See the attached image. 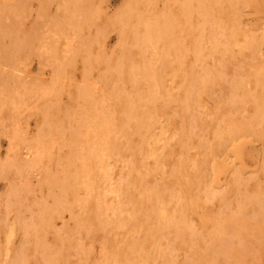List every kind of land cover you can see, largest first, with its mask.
<instances>
[{
    "label": "rangeland",
    "instance_id": "1",
    "mask_svg": "<svg viewBox=\"0 0 264 264\" xmlns=\"http://www.w3.org/2000/svg\"><path fill=\"white\" fill-rule=\"evenodd\" d=\"M75 1L77 4L75 3ZM177 1L178 0H156V1L155 0L154 1L153 0L152 1L151 0L150 1L149 0H43L45 8L42 14L43 15L42 20H41L42 22L40 23L41 24V27L39 30L40 34H37L39 37V41L37 43L35 41L32 44V47L28 46L26 49L28 48L29 49L22 53L20 52L15 59V60L21 61L20 70L22 69V71L20 72L21 73L20 80L23 79L25 83L26 82L28 83V84L26 83L25 85L27 89H25V93H24L25 95L23 94L24 95V96L22 95L23 97H21L20 94L17 95L16 93H13L14 92L13 89L15 90L18 87L17 85H15V82L19 81V78L17 79L16 78L17 76L13 77V75H11L10 73H9L10 74L9 76L8 72H6L5 70H0V83L3 82L2 83L3 85L1 84L3 87V91H1V93L2 92L3 93L0 97V109L2 108V110H0V125H1L0 126V159L5 158L4 156L7 155L6 153H8V148H9V139H10L9 137L11 136L12 133L14 134V131L11 130V128L15 129L17 125H18L17 128L22 130L27 138L30 137L31 139L35 138L33 137L34 131L39 127L41 123H43L44 127L49 126L50 128H53L54 121H56V123L59 122L58 129L60 130H58V137L56 140L57 142L56 143L54 142L53 146L51 147L50 157H49L50 160L46 159V157L43 158L42 163L38 164V166H40L39 168L37 167L36 170L31 169L32 171L28 169L30 173L29 171L26 172L27 168L26 170H22L23 166L21 163L24 162L22 160H24L25 158L30 161V159L33 156L32 150L34 151V149L30 148L29 150H27V154L25 156L22 154L23 150L20 148V146L18 147L16 146L14 152L13 151L11 152V155L16 154L15 157L14 155H12L15 158L14 159L15 162L18 161L19 159L20 160L22 158L24 159H22L21 161L19 160L17 164L15 163L16 167L14 166V168H18V169L21 167V172H23V173L19 172L21 173V175L19 176L16 175L17 177L14 176L16 173L13 175L15 171L12 170L11 171L12 175L9 173L8 177L11 176V178L15 180H12V179L10 180V178H8V181L6 178L0 179V193H3V194L9 193L8 195L0 194V197L2 196L0 199V202H1L0 203V214L2 217L1 216L0 217L3 220L2 221L0 218V251H1L0 259L3 258L2 261L4 263L5 261H6V264L8 262L10 263L8 256H10V254L13 255V252L17 251L15 249L19 248V245H20L19 243L22 241V238H23L22 231L23 232L25 231L26 234H24L25 235L24 240L25 241L27 240V242L26 243H24L25 241H22V242H23V245L26 247V248L24 247V250L26 251H25V254L22 256L24 259L22 258L21 259L22 261L19 260L22 262V264H115V263L116 264H119V263L120 264H137V262L138 264L140 263L142 264V262H139V260L140 261L143 260V264H199V263L201 264L202 262L203 264H206L208 262L209 264H214V263L215 264H229L230 256L232 257V255H236L237 258L239 259V257L241 258L240 255H243V253L238 254L237 249L239 250V248L244 253L248 250L249 252H246L245 254L246 256L247 255L248 256L244 258L245 257L244 255L242 256L243 259L241 258L239 260L236 258V256L234 257V259L232 257V259L230 260L231 262L233 261L232 264H242L241 263L242 261H245V263L243 264H248L250 262L252 255H255V259L256 261L257 260L258 261L254 262V260L251 259V264L253 263L254 264H264V205H263L264 204V192L262 194V191H264V121H263L264 113L262 112V110L264 111V105H263V102H260V99L264 98V92H263L264 91V63H263L264 62V27H262L264 26V0H242V1L240 0L239 1L238 0H227V1L226 0H222V1L221 0H210V1L203 0L204 2L207 3V4L205 3L206 5H208V3L212 5L217 2L215 4L216 6L214 5L212 7L210 5H209L210 7H208L205 4H204L205 6L204 7L203 6L204 2L200 0L202 4L200 5L201 8L200 7L199 8L201 9V12L204 10V12L202 13L199 12L200 11L199 9L197 10V8H195L197 6L194 7V4H197L199 0H194L197 3H195L193 0L192 2H188L190 0H187V2H185V0H182L181 2L184 1L186 5L189 3L188 5H190V7L193 5L191 8H195L192 14L189 13L188 15L187 13V15L185 14V16L181 14H184L186 11H189V9L190 11H192L191 8H189V6H185V4L183 3L181 4H183L185 8L187 7L188 9H185L184 6L181 8L182 5L180 4V1L179 2ZM211 1H212V4L210 3ZM213 1L214 2L216 1V2L214 3ZM218 2L221 3V5H219ZM178 4L181 6H179ZM222 4L225 6L222 7L223 6ZM131 6H132V9L130 8ZM150 6L153 9V11L149 10ZM177 6H178L179 11L177 10ZM218 6L219 7L221 6L222 10H221V7L219 8L220 10L219 9L217 10ZM126 9H128L129 11H127ZM181 9L183 10V13L180 12ZM209 9H212L211 11H213V15H212V12L210 14ZM30 10L31 11L29 12V15L27 17L28 21L32 19L31 15H32L33 8H31ZM63 10L65 11L64 13H63ZM124 10L127 12H130L131 14L129 13L128 15L127 12H125ZM158 10L159 11L162 10V11L158 13L159 12ZM166 10H168V12ZM205 10H207L206 12H209V13L208 15L207 14L205 15L207 19L205 18V16H203V18L204 20H208L211 24L208 21L207 22L209 24L205 23L206 21L204 20L203 21L200 20V19H203V18H200V16L202 17V15H204ZM224 10L225 12H223ZM219 11L224 14L222 15V13H219ZM123 12H125V14ZM136 12H138V14ZM153 12H154V16H151L153 15ZM141 13H143V15H145L146 17L143 16ZM169 13L171 15L172 13L173 14L180 13L181 21L171 20V18L173 19L177 18L176 16L178 14H176V16L174 15L175 17H172L173 16L172 15L170 19H168ZM217 13L219 15H217ZM90 14L91 15L93 14V15L91 16ZM123 14L125 16L127 15L128 19L125 18V16L123 18L121 16ZM165 14H167L166 16L168 17H166ZM136 15L137 16L140 15L141 17L143 16L142 18H144V21L141 18L142 21H140V23L147 24V25H142V26H145V28L146 26H148L147 28L148 31L146 33L143 32L145 28H142L140 23L138 24L139 20H137L138 17L136 18ZM215 15L216 17L219 16L220 20L221 19L223 20L222 26H218L221 22L217 24L218 22L216 20V17L215 19L212 17ZM158 16H162L163 18L165 17L166 18L165 24L169 25L171 23L173 26L172 25L170 26H172L174 30L170 29L172 27L168 26L169 28H167L168 29L167 31L165 29H163L165 31L157 30L161 32L160 34H158L159 32H156V28H158L156 27V25L158 26V24H160V26H162V24L164 23L162 22L163 18L162 17L159 18ZM121 17H122V21L124 20L123 24H125L124 25L126 26L125 28L121 26L123 25L121 21ZM157 17L159 18V22H156L158 21ZM183 17H186L185 18L186 20ZM211 17L213 18L214 22L211 19ZM67 18H69L71 22ZM151 18L152 19L155 18L154 21L151 20ZM233 19H236L237 21L236 20L233 21ZM118 20L121 21V24L119 23ZM150 20L153 21L154 23L156 22L155 23L156 25H154L153 23L150 26V23H151ZM166 20L170 22L168 23L166 22ZM198 21L203 22L204 25H202V23L200 24L197 23ZM225 21H227V23ZM66 22H67V25H65ZM178 22L180 23L179 25H178ZM173 23L174 24L177 23V25L174 26ZM232 23L234 27L231 25L232 28H230V24ZM75 24H77V26H74ZM80 24H83V25L81 26ZM78 25L80 28L78 27ZM212 25L214 26V29H216L215 30L216 32L214 31V29L212 30L213 28ZM63 26H65V28H62ZM71 26L73 28H71ZM149 26L152 27L153 31H155L153 32V34H151L152 31L149 30ZM258 26H260L263 29H261L260 27L258 28ZM121 27H123L124 29ZM165 27L167 26H164V28ZM175 27H177L176 30H175ZM76 28H78L79 31ZM159 29L162 30V27H159ZM250 29L255 30V31H252L254 33H252ZM234 30L235 32L237 31L236 34L239 33L238 36H235V34L231 35L232 33H235ZM245 30L248 32H246ZM142 33L144 35L148 33L151 39H153V37L154 39L155 38L159 39L160 40L159 43L158 41L153 40L155 42L149 41L151 44L150 43L149 45L146 44L143 40L148 35L144 37ZM246 33L248 34V38H247ZM249 33H251V35ZM156 34H158V36H156ZM214 34L216 35L215 36L216 38L215 37L213 38ZM121 35H122V38H121ZM165 36L167 37L166 40L164 38ZM170 36L171 38H175L174 41L173 39L169 40L171 39ZM233 36L234 38H232ZM245 36L247 39L245 38ZM149 37H147L145 41L149 40L148 39ZM160 38L164 40L162 41ZM228 38L229 40L231 41L234 40V41H232L231 43V41L227 40ZM250 38L251 39L253 38V40H251ZM167 39L171 43H168ZM209 39L210 41L214 43L216 42L214 39L219 40V41L217 40L219 44H217V42L215 43L217 44L216 49H214L215 47H212V46L210 47L214 51H217L218 53H220L221 55L217 53L220 56L215 55L216 52L212 53L213 50L209 47V45L210 44L213 45L214 43L213 44L212 42L209 43L210 42ZM240 40L242 41L241 45H243L245 42V44L253 43V46L251 44L250 45L247 44V46L244 45V47L242 46L243 47L242 48L241 46H239L240 43H238L240 42ZM164 42L167 44H165ZM228 42L230 43L228 44V47L230 45L232 48L234 47L232 51L228 50V48H227L228 51L226 50V47H227L226 45ZM234 45H237L236 48ZM224 46H225L226 51H224ZM248 46L251 48V51H252L251 53H253L251 55L249 54L250 49H248ZM75 47H77V49ZM231 47L229 48L232 49ZM245 48L248 49L249 52ZM208 49H211V50L208 51ZM217 49H219V51ZM221 51L222 52L224 51V53L226 52L225 55L229 59L227 57H226L227 60L224 59L225 55ZM245 51H246V54L244 53ZM238 52L239 54H236ZM232 53H233V57H235L234 58L235 60L236 58H239V57H241V59L236 60V63H235L231 55ZM242 53L243 55H245V57L247 56L250 57V59L245 58V57L242 58L243 55H240ZM222 55L224 56L222 58L223 61L220 58L222 57ZM131 58L132 60H130ZM212 59L214 61L213 63H212ZM10 60H11L10 63L14 61V59H10ZM61 60H64L63 63ZM225 61L226 63H224ZM229 61L231 62L232 65L233 64L234 65L232 66L231 64H229L230 63ZM240 61L241 63L243 61H246L247 63L243 62L242 63L243 65H242ZM60 62L62 64H60ZM69 62H71V64ZM216 62L217 63L219 62L218 66H216L217 65ZM221 62H223L226 65L223 66L221 64L222 65L221 66L220 65ZM237 62H239L238 66L241 64L239 67L236 66ZM258 64L263 65L262 66L263 69L259 68L260 66ZM219 66H221L222 68L225 67L224 68L225 71L223 69V71L220 72L218 69L220 68ZM234 66H236L237 69L240 68L241 70L240 69L236 70V68L234 69L233 68ZM241 66H243L245 70ZM139 68H142L143 70ZM133 69L135 71L138 69L135 73L137 74L140 71L141 73L140 76L139 75L136 76V74L133 73L134 72ZM212 69H213L214 76H215V73H217L218 75L217 76L218 80H216L218 81L217 82L218 84L215 83L214 81L215 80L214 78L216 77L214 76L212 77L213 75V73L211 72ZM239 71H242L241 76L239 75L240 74ZM254 71L256 74L258 72V75L256 78L254 77V74H255ZM223 72L226 73V75L223 74ZM232 72L235 73V74L233 73L235 77H232V74H231ZM236 72L237 73L239 72V73L236 75ZM244 72H246V74ZM247 73L250 76L247 75ZM7 74L8 76H5ZM160 74L162 76H160ZM207 74H209V76L212 74L211 78L209 77L208 79ZM228 74L230 75L227 76ZM242 74L246 75L244 76V79H243ZM143 75L145 76L147 80L143 78L144 77ZM222 75H224L226 78ZM11 76L12 78L8 80L7 78ZM184 76H185V80L183 81L182 79ZM189 76L192 78L194 77L195 79L193 78V80L192 79L190 80ZM258 76L261 77L259 82L257 81ZM2 77L3 79L6 77L7 78L1 81ZM131 77L133 78L129 79ZM220 77H224L223 78L224 80L221 79ZM247 77L249 78L247 79ZM14 78L16 80H14ZM125 78H127L129 81L126 80ZM188 78L191 82H188L189 80H186ZM254 78L256 80H254ZM141 79H143L144 81H140ZM152 79L154 80L152 81ZM199 79L201 80L203 79L205 81L201 82V80ZM11 80L12 82L13 81L14 82L12 83ZM130 80H131V83H130ZM232 80H234V83L235 81L236 83L237 82L244 83L242 84V86H240L241 83L240 84L237 83V84L240 86V88H242V91L246 92L245 93L247 94L246 96H243L244 93L239 89V86L237 88L238 91L240 90L239 92L233 91L234 92L233 93L231 91V88L233 89L235 87L234 85L236 84V83L235 84L232 83L233 82ZM134 81L136 82L134 83ZM19 82L21 83V81ZM246 82H248V84ZM149 83L151 84L150 86H149ZM85 84H88V85L86 86ZM223 84L226 85L227 87H225ZM237 84H236V87H237ZM1 85H0V88H1ZM8 85H11L9 86V89H8ZM185 85L189 86L190 88H188ZM244 85L247 87V89ZM4 86L7 88V91L4 89L5 88ZM15 86L16 88H14ZM243 86L245 87V90L248 91V93L247 91L244 90ZM260 86H261V89H260ZM183 87L184 88L187 87L186 89H189L191 93L187 92V95H186L187 90L183 89ZM236 87L234 90H237ZM10 88L12 89V93L15 94L14 96H17L15 97V99H14L13 94H11ZM121 89H123V91ZM199 89H201L202 92ZM8 90H10L9 96L11 95V98H9L8 95L4 96L5 95L4 93L6 92L8 93ZM18 90L22 92L21 88H19ZM77 90L81 91L82 94H80L81 92L79 93ZM148 90L152 91L151 94L150 92L148 93ZM118 91H119V94H118ZM87 92L92 93V95L90 94L91 97H88V98H91V100H93L91 102L93 103H91L89 99L88 100L86 99L87 96H89V95L86 96V94H88ZM98 92L102 94L103 98H105L106 96L105 99L107 100V102L105 99L102 98V96L101 98L99 97L97 98L98 100L99 99H102V100L100 101L95 100L96 99L95 97L101 95V94H97ZM153 92L155 95L154 94L152 95ZM211 92H213V94ZM222 92H225L223 93L224 95L222 94ZM130 93L134 97L133 96L131 97ZM188 93L190 97H188ZM236 93L237 94L239 93L238 96ZM111 94L113 96H110ZM121 94L123 97L122 98L120 97L121 98L120 100L118 96ZM183 94L185 95L184 97H182ZM225 94L228 98H231L232 96L233 100H230V101H234L232 102V104L230 101H228L229 99L227 100L225 99L227 98ZM228 94H230L229 95L230 97L228 96ZM234 94L236 97L239 98V100H237L233 96ZM261 94H263V96H261ZM199 95L201 97H199ZM127 96H129V98ZM92 97H94V99ZM185 97H187L188 99H185ZM192 97H193V100L192 102H190ZM241 97H243V99H241L242 101L240 100ZM255 97L259 99L257 100L258 102L256 101ZM18 98H19V101H18ZM127 98L130 99V102ZM183 98L185 99V101ZM53 99L57 101H54ZM123 99L124 101H122ZM131 99H133L132 100L133 102L131 101ZM135 99L137 102H135ZM196 99L198 100L197 103H195ZM50 100L52 101V103ZM181 100H183V104L186 103L187 105L186 101H188L189 104L187 106L183 105L182 103L179 104L180 102H182ZM224 100L230 102L231 106L234 105L233 107L234 109H232L230 104L225 102ZM214 101L216 102L214 103ZM13 102H15V105L13 104ZM97 102L99 103L97 104ZM127 102H129L130 104L132 103V104L129 105V103ZM256 102L257 104L260 102L258 104L259 106L262 103V107L260 106L261 108H257L258 106L256 107L257 110L254 109V107L256 106L254 105V103ZM101 103L103 104L102 107H101ZM125 103H126V106H124ZM190 103L192 105H190ZM235 103L237 104L235 105ZM76 104L78 105V107L77 106L74 107ZM121 104L122 105L124 104V105L121 106ZM201 104H202V107H200ZM215 104L217 107H215ZM69 105H71L72 107ZM111 105H113L112 106L113 108L111 107ZM127 105L128 107L131 106V108H129L130 110L127 109L128 108ZM133 105H136V106H133ZM180 105L183 106V109H181L182 107ZM195 105L198 106V109H194V108H197L195 107ZM184 106L186 107L192 106L193 109L191 108V111L194 110V112L195 110H201L202 115H200L201 113H198L200 112L198 111L194 113L195 115H197V117H194L195 115L190 111V107H188L189 110H186L187 108L186 107L184 108ZM132 107L133 108L137 107V109L136 108L133 109ZM43 108H45V110H43ZM63 108L64 110L66 108V111H64ZM75 108L77 111L75 110ZM89 108H91L92 112L89 110ZM50 109L51 111H49ZM94 109H96V111ZM106 109L108 110L110 109L109 112H111L112 110L113 111L118 110V112L117 111L111 112L112 114L111 115ZM135 109L137 111V116L136 114L133 115V113H131L132 111L135 113L134 111ZM144 109L145 111L147 110L146 112L144 111L145 114L142 111ZM229 109H231V113L230 111H228L229 113L227 112V110ZM17 110L19 111V113ZM86 110L88 111V113ZM97 110H100V111H97ZM121 110L122 112H120ZM124 110H125V113L128 111L127 112L128 115L124 113ZM138 110H140L142 113L139 112ZM184 110H186L188 113ZM253 110L254 111L256 110V111L254 112ZM70 111L73 112L72 116L70 115L71 113ZM74 111L80 112L79 116L77 115L78 113L76 114L74 113ZM94 112H97V113H94ZM209 112H211V115ZM214 112L216 113L214 114ZM232 112L236 113L237 115L234 114L235 116H233L232 119L230 120V118L228 117H230L233 114ZM44 113H45V116H44ZM64 113H65V116L62 117ZM120 113L123 115L125 114L126 117L127 116L128 117L125 118V116L121 115ZM149 113L151 114L150 116H149ZM197 113L199 114V117ZM224 113L225 114L228 113V115L229 114L231 115L226 118V115ZM74 114H76L79 119ZM83 114H85L86 116ZM130 114L133 116V118L129 117ZM140 114L142 116L139 117L138 115ZM179 114H181V117L185 118V121H183L184 119L182 118H181L182 120L180 119ZM212 114L214 115V117ZM222 114L223 116L224 115L225 116L224 117L222 116L223 118H221L219 123L223 122L222 124L224 126L222 124L219 125L218 123V117L220 118ZM50 115L52 116L50 117ZM90 115L92 117L95 116L93 120H96V122L95 121L94 122L98 125H95L94 122H92L93 120H91L92 117ZM147 115L149 117H147ZM204 115L207 118H205ZM15 116H17V118H14ZM46 116H47V119H46ZM70 116H71V119H73L71 120L72 122L70 121ZM89 116L91 119H87L89 118ZM151 116L152 118H150ZM186 116L187 117L192 116L191 117L192 119L187 118ZM200 116L201 117L203 116L201 118L203 119L201 123H199ZM12 117L13 119L16 120V122L13 121ZM49 117H50V120H48ZM97 117L100 120L97 119ZM103 117L107 121L103 119ZM136 117L138 118L136 119ZM193 117L197 118V121H195ZM244 117L247 122L243 121ZM42 118H43V121H42ZM54 118H56V120H53ZM58 118L59 119L61 118V119L59 120ZM134 118L135 120L133 121ZM225 118L228 119L230 123H227L228 121L225 120ZM237 118H240V119H237ZM80 119H82L81 122L79 121ZM115 119H116V122L114 123ZM186 119L188 120L191 119L192 122L193 121L197 122V124H195L194 122L192 124L190 120L188 123ZM222 119L225 121H222ZM241 119L243 121L242 122L243 124L240 122ZM101 120L106 121L105 124L108 125V122H109V125L110 124L111 125L110 126L108 125V128H106L107 126L104 124V121H101ZM128 120L129 122L125 123ZM45 122L47 123V125L44 124ZM75 122L78 124H75ZM147 122L150 124L148 125ZM224 122L226 123V125L224 124ZM48 123H50L51 125ZM60 123L61 124L63 123L62 126L60 125ZM85 123H87V126ZM187 123L190 126L185 127V125H188ZM207 123L210 126H207ZM217 123L219 127L222 125L223 128H227L232 134L233 132L237 133L240 130L241 131L243 130L245 133L243 132L242 134L240 131L239 133H237L238 135L237 134L235 135V138L233 137L234 135H232L230 138H232L233 140L232 139L230 140L228 136L230 132L228 130L226 131V129L225 130L220 129L222 127L218 128ZM244 123L245 125L249 124V126L247 125L248 126L247 128H249L248 130L244 129L246 127L244 126ZM67 124H69L70 126H68ZM79 124L82 125V127ZM72 125L74 126L73 127L74 131L79 130V132L76 131V134L79 135V136L76 135L77 141L80 137L79 141H81L82 139L83 142L88 143L89 145L83 143L82 141L77 142L75 140V143L72 144L71 147H69L67 141L69 140L70 134L68 133H70V131L72 130ZM115 125L116 127L120 126V128H117L116 130ZM147 125L149 128L146 127ZM233 125H234V128L235 126L237 127L241 126V127L240 128L236 127V129H234ZM78 126L80 127V129L78 128ZM150 126L152 129L150 128ZM203 126L204 127L206 126V129L210 127V130L207 129L209 130L207 131L206 129H204ZM184 127L186 130H184ZM187 127L188 128L193 127L191 129L192 130L195 129V130L192 131L190 130V128L188 129ZM194 127H198L200 129L202 128L201 130H199L201 131V133L197 131L198 130L197 128H194ZM68 129H69V132H68ZM80 130H82L81 131L82 135H81ZM188 130L190 131V133ZM213 130L214 131L216 130L215 132L217 133L219 131H224V132L220 133L221 136L215 133L217 135L214 134V137H213L214 139H211L212 134L214 133ZM83 131H85L86 134L85 132L83 134ZM91 131H92V135L95 132H96V135L92 136L91 133H89ZM102 131H103V134H102ZM195 131L199 132V134L202 135V139L198 133H195ZM191 132H193V134ZM105 133L108 137L105 135ZM109 133H111V135L113 136L109 135ZM187 133H189V135ZM206 133H207L208 139L210 140H206L207 139ZM194 134H197V136H194ZM99 135H102V136H99ZM181 135H184V138L181 137ZM191 135H193L194 137L193 136L190 137ZM84 136H87L89 138L87 137L83 138ZM97 136H99L100 138L104 137L106 139L105 141H101L102 139L104 140V138L100 139ZM109 136H111L112 138H110ZM150 136L152 137L150 138ZM237 136H239L238 139L236 138ZM179 137H181V139L183 140H181ZM198 137L201 140H204L206 138L205 142L208 141L207 143L208 145L210 143H213V144H210L209 146L206 144L204 146L203 145L204 143H201L200 142L201 140L197 139ZM58 139H59V142H58ZM91 139L93 141H90ZM108 139L110 141L112 140L111 142L117 145L116 150H115L116 152L112 150V153H114V155L112 153H110L109 155V151L111 152L112 148L109 149V146L111 145V143L109 145L110 141H108ZM113 139L115 140L117 139L116 140L117 143H115ZM176 139L180 140V141L178 140V144L176 142L177 141ZM223 139L224 141L226 140V141L231 142V144L229 143L228 146L223 145L225 144L224 141L223 143H220L222 142ZM132 140H134L135 142H133ZM185 140L186 141L188 140V141L184 143ZM195 140H198V141H195ZM89 141L92 143L93 142L96 143L97 141H99L100 143H98L99 146L97 144H94V146H92L93 144L89 143ZM106 141H108V143H106ZM143 141L151 143V144L149 143L147 144H149V146L151 145L152 147H155V146L162 147L163 146L162 147L163 149L161 147H160L161 149L159 148L156 149L157 147L152 148L151 146L148 148L146 143H145L146 145H144L145 147L144 146L141 147V144H144ZM194 141H195V144H194ZM102 142L106 143L105 144L106 147L104 143ZM127 142L129 144L131 142L132 143L129 146V144H126ZM181 142H183L184 147L188 145L186 146L188 149L185 148L186 150L185 152L183 151L184 147L182 148L179 147L180 145L182 146ZM78 143H81V145ZM134 143L136 144L133 145ZM153 144L155 146H153ZM199 144H201L200 145L201 147L194 146V145H199ZM61 145H64L65 147ZM79 145L83 146V148L85 147L87 148L88 146L89 147L86 149V152H84L85 149H83L82 147L79 149L80 147ZM90 145H91V148H90ZM120 145L121 146L128 145L129 147H124V150H123L122 149L123 147L119 148ZM202 145L204 146L203 148H202ZM235 145H237V152H236ZM113 147L115 146L113 145ZM133 147L134 149H132ZM137 147L143 152L140 150L138 151ZM168 147H171L175 151L170 148L168 149ZM66 148L69 150L68 152L66 151L67 150ZM70 148H72V150ZM104 148L106 149L104 150ZM126 148L127 149L129 148L128 151L125 150ZM147 149H150V150L156 149L157 151L156 152L154 151L155 154L152 155L150 154L151 152L149 150V155L151 157L149 158L148 157L149 155L143 156V155H147L145 152V151H148ZM203 149L206 151L203 152L204 151ZM209 150H210L211 155L209 154ZM234 150L236 153L234 152ZM78 151L79 152L82 151L83 156H81L82 154L80 153L77 154L76 152ZM93 151H96L97 154L94 152L96 155H98V152L100 151V156L102 158H100L99 155L97 157L95 154H93ZM102 151L103 153H106V154H103ZM131 151L132 153H135L137 156L135 154L133 155ZM88 152H90L89 158L87 157L89 155ZM107 152H108V155H107ZM142 153L143 155L139 156V154H142ZM64 154H67V155H64ZM74 154H76L78 157L75 156ZM93 155L97 158L94 159L95 157ZM71 156L73 159L71 158ZM91 156L93 158H91ZM106 156L107 157L110 156V157L107 159ZM100 159L101 160L103 159L104 162L101 161ZM67 160H68V163L66 162ZM79 160L80 162H78ZM95 160L97 162H94ZM99 161L102 163H100ZM77 162L80 164H78ZM81 162L83 163L85 162L84 164L86 165H84L83 163L81 164ZM91 162L94 164V167L92 166L93 164L91 165ZM18 163L21 164L20 167L17 166ZM69 163L70 164L73 163L74 167L73 166L70 167ZM104 163L105 165L106 163L107 164L110 163V164L104 166ZM133 163L134 165H136V167L134 168L132 167L134 166ZM66 164L67 166L68 165L69 166L67 167ZM75 164H76V167H75ZM95 164H99V166L96 165L97 166L96 167ZM100 164H103L101 165V167L104 168V170L106 169L105 171L101 169ZM77 165L81 169L78 168ZM83 165L85 166L86 170L83 169ZM49 166L51 167V169ZM42 167L44 168V170L42 169ZM56 168L59 169V172ZM92 168H94L95 170L97 168V170L93 171L91 170ZM77 169L80 170V172L82 171L81 174L76 172ZM137 169L140 171H137ZM15 170L17 172V169ZM49 170L56 171V173L58 174V177H56L57 182L62 183L63 181L64 183L65 181L64 183L65 187H63V184L58 183L60 186L58 185L57 187L58 189L55 188L56 194H58V191H59L58 197L59 199H61V202H60L61 204H59L60 206L57 207L58 210L55 211L54 213L53 211L51 212V209L49 208L51 207L50 205L52 204L51 203L52 201H51V198L48 196V190L47 191L45 190V188L48 189L49 183H46L44 181L45 179L42 180V175H41V172H44V171L47 172ZM133 170L136 173L131 172ZM24 171L26 172L27 175H23L25 174ZM84 171L85 173L87 172L89 174L95 172V175H96L95 177L94 175H91V174L89 175L86 173V177L87 176L93 177V184H91L92 180H90L88 177H87L88 180H86ZM74 172L76 173V175ZM139 172H141V174L144 172L142 177L138 176L137 173ZM72 173L76 176V178ZM83 173H84V177H82ZM146 173H148L149 175ZM130 174H131V177H128ZM133 174L134 175L137 174L134 176L135 178L133 177ZM145 174L147 175V177L145 176ZM65 176H67L66 177L67 179L65 178ZM80 176L81 178H79ZM136 176H138V178ZM23 177H27V180H28L27 186H30L33 192L31 191L28 200H26L23 197L25 195L24 194L25 192L23 191L22 193H20L19 191L18 195L23 194L21 195L22 196L21 200L26 202V203L21 202L23 203L22 205L25 204L26 206L25 205L19 206L20 204L18 205L19 203L18 199L16 197H15L16 199L13 198L14 196H9L11 192L10 190H7V189L12 190L13 186L10 183H14L15 187L18 185L19 188L27 187L25 186L26 178H23ZM59 177H61V180ZM68 177L69 179L74 181L75 184L71 180H68ZM140 177L143 179L142 180L143 182L140 181L141 180ZM74 178L76 180L79 178L81 181L78 179L77 180L78 182H77ZM128 178L129 179L131 178L132 180L129 181ZM100 179L103 181L101 182ZM87 181L91 185H94L95 183L97 184V186L94 185V187L96 188L95 191H94L95 188L93 186H90L89 183H88L89 184L88 186ZM127 181L129 182L127 183ZM131 181L133 183H131ZM18 182L21 183V187L19 186ZM80 182L81 183L86 182L85 184L90 189L88 187L85 188L86 185H84L82 188V184L80 185ZM236 182L239 187H237ZM238 182H241L242 184ZM76 183L78 184L76 185ZM44 184L47 185L48 187H45ZM7 185L9 186V188ZM73 186L75 188L77 187L76 189H77L78 194L76 193L75 191L76 189L73 188ZM80 186L82 190H80L81 189ZM84 188L89 190L90 192L88 191L85 192ZM91 188H93L92 189L93 191H91ZM131 188L135 190L132 189L131 191ZM62 189H65V191ZM6 190H7V193H5ZM68 190L70 192L74 190L75 191V192L73 191L74 195L72 196L71 195L72 193L69 194ZM60 191L64 195H61ZM83 192L85 193L83 194ZM142 192L147 193V194L143 195L144 193ZM131 193H133L132 195L134 194L135 196L137 195L136 198L134 196L130 197ZM138 194L140 196L142 195V198L140 196L138 197ZM41 196L42 197L46 196V198H43L44 201L42 200ZM4 197H6L5 199L7 200L9 199L10 201H13V204L7 201H6L7 203L4 202L5 201L3 200ZM33 197H34L35 202L31 203V201H33ZM149 197H151V199ZM133 198H135L136 201L132 200ZM146 198L148 199V202H146V205H145L144 202ZM62 199L64 200V202L62 201ZM130 199L132 200L131 202H130ZM149 200L151 201L149 202ZM14 202H16L17 203L16 205L19 206V211L22 212L20 215H22L23 217L20 216L17 211H15L17 210L18 206H16ZM40 202L41 204H43V202L44 203L46 202L45 204H43V206H46L48 204L47 202H49L50 205L48 204L49 205L48 210L46 209L47 206L44 208L45 209L44 210L42 208V205H39ZM133 202L134 203L137 202L138 204L136 203L135 205ZM139 202L141 204L143 202V205L141 206ZM5 203L7 205L8 204H11V205L7 206ZM94 203H97V204H94ZM149 203H151L152 206H150L151 204ZM90 205L92 206L90 210L91 213L89 211ZM94 205H96V208L98 207L100 210L97 208L98 210L97 211L96 208L93 207ZM132 206H134L135 208H133ZM3 207H6V208L10 207V209L9 208L5 209ZM147 207L153 210L149 211ZM93 208H95L94 211H93ZM137 208L138 210H140V212L138 213L136 210ZM141 208L146 209L147 212L145 210H143L142 212ZM4 209L7 211H5ZM8 209L11 211L8 212L9 211ZM163 209L164 211L162 212H165L164 213L165 215L163 213L162 214L159 213ZM133 210L136 212H133ZM92 211L95 213L100 212L98 214L99 216H97ZM148 211H149V215L147 214ZM15 212H17V214ZM145 212L147 216L144 214ZM4 213L5 215L8 213V219L6 217L7 215L5 216ZM156 213H157V216H155ZM92 214L93 215L95 214L98 218L93 216ZM13 215L14 217H16L17 215L18 216L14 218ZM87 216H89V218H87ZM158 216L159 217L162 216V217L159 219ZM19 217H21L20 221H22L21 222L22 226L17 221ZM94 218H97V219H94ZM222 218H225L224 219L225 221L222 220ZM229 218H230V221H228ZM29 220L31 222L33 221L34 223L30 225ZM162 220H164L165 222ZM231 220H234V221H231ZM215 221L217 222V224ZM221 221H223L222 223L226 225L225 229L223 228L224 225L222 226ZM226 221H227V224H225ZM23 222L25 223L24 224L25 226L23 225ZM35 223H37L38 225V228L36 229L37 232L33 231L35 227V225L33 224ZM16 224L17 225L19 224L20 226L19 225L17 226ZM228 224H232V225L228 226ZM12 225L15 226L14 227L15 229L12 228ZM10 226H11V229L8 230ZM26 226H28V229ZM31 226L33 227L32 229H31ZM21 227L25 229L21 231ZM159 227L162 228L161 230L163 232H161ZM219 227L221 228V230ZM218 229L221 231L220 234H218L221 236V238L220 237L218 238V236L214 234V233L217 234L216 231ZM7 230H8V234H7ZM11 230H13V233L11 232ZM9 231H10V234H9ZM237 236L238 238L234 239ZM253 236L254 237L256 236V238H254ZM259 238L262 240H260ZM8 239L10 241H7ZM238 239H241V240H238ZM253 240L255 242H253ZM151 241L154 243H152ZM156 241L159 242V244L161 245V246H158L159 249L154 247V245L155 246L158 245V243L157 244L155 243ZM183 241L186 242L185 245L183 244ZM231 241L234 243V245L233 243H231ZM236 241L238 242L240 241L242 243V246L243 245L245 247L247 246V248L248 247L250 248L251 246H253L251 247L252 249L251 251L252 252L255 251V252L252 254L250 253L251 251L249 249L245 247H243L242 249L241 243L237 242L236 244L235 243ZM163 243H166V244L162 246ZM172 243L173 245H175L176 249H174L175 247L171 245ZM249 243L251 246L249 245ZM187 244H188L189 249L187 247ZM230 244H232L235 248L234 247L232 249L228 248L227 246H229ZM238 244H240V246ZM165 245H167L168 247ZM179 245H180V248L178 247ZM146 246L147 248L148 247L150 248L148 249L149 251L148 254H145L148 251H145V253L141 251V250L144 251V249H146ZM194 247H198V250L197 248H194ZM230 247L232 246L230 245ZM254 247L256 248L258 247V248L256 249ZM5 248H8L6 249L8 250L6 255L8 254L9 255L7 257L5 255V258L7 260H5L3 256L6 251ZM153 248H155L156 250L154 251ZM192 248L198 252H195ZM219 248L223 250L225 249L224 252H222L223 250H220ZM41 249L44 250L42 252V255H41V252L39 251ZM202 249L205 250V252ZM230 249L232 251L230 253L231 254L233 253L232 255L229 252H227V251H230ZM151 250H153L154 252L152 253ZM160 251L162 253H159ZM219 251H221L222 253L226 252L225 254L229 253L228 254L229 256L226 255L228 258L225 256V254H222ZM257 251H259V253ZM37 252H39L40 254ZM140 252L142 253L140 254ZM247 253H250V254H247ZM208 254L209 255L211 254L210 255L211 258H209ZM258 254L259 256L257 257ZM12 255L10 256L11 257L10 259L15 261L16 259H14ZM159 255L161 256V258L159 257ZM175 255H176V258H175ZM222 255H224V257ZM216 256H218L219 258H217ZM198 257H199V260L201 259L202 262L197 259ZM15 258H17V256H15ZM141 258H144V259H141ZM191 258L197 261L195 262L193 260L191 261ZM207 258L208 260H206ZM224 258H227L228 260ZM153 259L156 260L157 262L153 261ZM162 259H164L165 261ZM213 259H215L216 261ZM167 260L170 262H168ZM204 260L208 262H205ZM217 260H220V261H217ZM21 262L17 261L18 264H20ZM13 263L17 264L16 261L12 262V264Z\"/></svg>",
    "mask_w": 264,
    "mask_h": 264
},
{
    "label": "bare ground",
    "instance_id": "2",
    "mask_svg": "<svg viewBox=\"0 0 264 264\" xmlns=\"http://www.w3.org/2000/svg\"><path fill=\"white\" fill-rule=\"evenodd\" d=\"M149 1H150V0H149ZM151 1H152V0H151ZM153 1H154V0H153ZM155 1H156V0H155ZM179 1H180V4H181V3L185 4L184 1L181 2L182 0H178L177 2H179ZM193 1H194V0H193ZM201 1L204 2L203 0H201ZM206 1H207V0H206ZM208 1H210V0H208ZM221 1H222V0H221ZM226 1H227V0H226ZM238 1H239V0H238ZM240 1H242V0H240ZM79 2H80V1H79ZM136 2H137V1H136ZM185 2H187V0H185ZM188 2H192V0H190V1H188ZM194 2H195V1H194ZM202 2H200V0L198 1V3L195 2V3H197L199 6H198L197 4H194V7L197 6V7H195V8H197V10H198V9L200 10L199 12H201V9H200L201 6H200V5L202 4ZM213 2H214V1H213ZM215 2H216V1H215ZM215 2H214V3H215ZM75 3H76V1H75ZM199 3H200V4H199ZM205 3H206V2L203 3V6H204ZM210 3L212 4V1H211ZM216 3H217V2H216ZM216 3H215V4H216ZM218 3H219V2H218ZM76 4H77V3H76ZM135 4H136V3H135ZM183 4H181L182 6L179 5V4H178V5L181 6V8H182V7L184 6ZM188 4H189V3H188ZM188 4H187V5L185 4V6H189V8H191V7L193 6V5L191 4L192 6L190 7V5H188ZM206 4H207V3H206ZM206 4H205V5H206ZM215 4L210 5V4L208 3V5H206V6H208V7L211 6V7H212V6H214ZM125 5H126V4H125ZM153 5H154V4H153ZM209 5H210V6H209ZM217 5H218V4H217ZM219 5H221V3H219ZM222 5H223V4H222ZM80 6H81V5H80ZM151 6H152V5H151ZM151 6H150L149 10L153 11V9L151 8ZM163 6H164V5H163ZM185 6H184V8H185ZM215 6H216V5H215ZM224 6H225V5H223L222 7H224ZM71 7H72V6H71ZM128 7H129V6H128ZM139 7H140V6H139ZM154 7H155V6H154ZM199 7H200V8H199ZM204 7H205V6H204ZM208 7H207V8H208ZM220 7H221V6H220ZM220 7L218 6V7H217V10H218ZM222 7H221V10H222ZM31 8H33L32 15H31V16H32V19H31L30 21H28V20H27V17H28V15H29V12L31 11V10H30ZM44 8H45V6H44V3H43V0H0V70H5L6 72H8V74L10 73L11 75H13V77H14V76H17L16 78H17V79L19 78V81H21V83H20L19 81H16V82H15V85L18 86V87H17L18 89L21 88V91H22V92H20V91L16 88V86H15L14 88H16V89H15V90L13 89V91H14L13 93H16L17 95L20 94L21 97H23V96L25 95V94H24V93H25V89H27V87H26L25 85H26L27 82L25 83V81H23V79L20 80V78H21V73H20V72L22 71V69L20 70V63H21V61H20V60H15V59H16L17 55H18L20 52L22 53V52L28 50L29 48L26 49L28 46H29V47H32V44H33L35 41H36V43L39 41V37H38L37 34H40V31H39V30H40V27H41V24H40V23L42 22L41 20H42V17H43L42 14H43V12H44ZM65 8H66V6H65ZM130 8L132 9V6H131ZM137 8H138V7H137ZM184 8H183V10H184ZM195 8H191L192 11H190V9H189L190 12L185 10L186 12H185L184 14H181V15L185 16V14L187 15V13H188V15H189V13L192 14V12L195 10ZM140 9H141V8H140ZM185 9H188V8L186 7ZM212 9H213V8H212ZM212 9H209V10H210L209 12H210V14H211V12H212V15H213V11H211ZM227 9H228V8H227ZM236 9H237V8H236ZM126 10L129 11L128 9H126ZM141 10H142V9H141ZM154 10H155V9H154ZM177 10H178V6H177ZM183 10L181 9L180 12L183 13ZM214 10H215V9H214ZM219 10H220V9H219ZM58 11H59V10H58ZM124 11H125V10H124ZM127 11H125V12H127ZM134 11H135V9H134ZM158 11H159V10H158ZM158 11H157V12H158ZM160 11H162V10H160ZM160 11H159L158 13H160ZM166 11L168 12V10H166ZM166 11H165V12H166ZM175 11H176V10H175ZM175 11H174V12H175ZM178 11H179V10H178ZM206 11H207V10H205L204 15H202V17L200 16V18H203V16H205L206 14L208 15L209 12H206ZM229 11H230V9H229ZM64 12H65V11L63 10V13H64ZM81 12H82V11H81ZM125 12H123V13L125 14ZM138 12H140V11H138ZM138 12H136V13L138 14ZM144 12H145V11H144ZM154 12H155V11H154ZM154 12H153V15H151V13H150V15H151V16H154ZM202 12H204V10H203ZM202 12H201V13H202ZM215 12H217V11H215ZM223 12H225V10H224ZM63 13H62V15H63ZM70 13H71V12H70ZM129 13H130V12H127L128 15H129ZM155 13H156V12H155ZM219 13H222V12L219 11ZM78 14H79V13H78ZM88 14H89V13H88ZM124 14L121 15L123 18H124V16H125ZM130 14H131V13H130ZM139 14H140V13H139ZM141 14L143 15V13H141ZM162 14H164V13H162ZM162 14H161V15H162ZM176 14H178V13H174V14L172 13V15H173V16H172V15L169 13V17L166 16L167 14H165V16L168 17V19H170L171 16H172V17H175ZM210 14H209V15H210ZM215 14H216V13H215ZM223 14H224V13H222V15H223ZM90 15H91V14H90ZM92 15H93V14H92ZM92 15H91V16H92ZM155 15H156V14H155ZM174 15H175V16H174ZM178 15H179V17H178ZM178 15L176 16L178 19H177V18H175V19L171 18V20H172V21H173V20H180V17H181L180 13H179ZM217 15H219V14L217 13ZM227 15H228V14H227ZM64 16H65V15H64ZM91 16H90V17H91ZM143 16H145V15H143ZM143 16H142V17H143ZM156 16H157V15H156ZM162 16H163V15H162ZM162 16H158V17L161 18ZM95 17H97V16H95ZM122 17H121V21H122ZM130 17H131V15H130ZM137 17H138L137 20H139L138 24L140 23V21H142V19H143V21H144V18H142L140 15H139V16L136 15V18H137ZM145 17H146V16H145ZM158 17H157V18H158ZM186 17H187V16H186ZM186 17H183V18L185 19ZM209 17H210V16H209ZM212 17L215 19L216 15H215V16H212ZM212 17H211V19L213 20ZM60 18H62V17H60ZM69 18H70V16H69ZM69 18H67V19L69 20ZM125 18L128 19L127 15L125 16ZM141 18H142V19H141ZM147 18H148V17H147ZM147 18H146V19H147ZM157 18H156V19H157ZM159 18L157 19L158 21H156V22H159ZM162 18H163V17H162ZM205 18H206V16H205ZM221 18H222V17H221ZM82 19H83V18H82ZM146 19H145V20H146ZM154 19H155V18H153V19L151 18V20H153V21H154ZM165 19H166L165 17L162 19V22H164V23L162 24V26H160V24H158V26H157V25L155 24L156 22L154 23L153 21L150 20V21H151L150 26H151V24L154 23V25H156V27H158V28H156V32H159V31H157V30H160V31H165V30H166V31H167V30H168L167 28H169L168 26H170V25H172V24H171V23H170L169 25H168V24H165ZM188 19H189V17H188ZM206 19H207V18H206ZM60 20H61V19H60ZM60 20H59V21H60ZM129 20H130V19H129ZM147 20H148V19H147ZM185 20H186V19H185ZM198 20H199V19H198ZM200 20L203 21L204 18H203V19H200ZM216 20H217V22H218V23L216 22L217 24H219V22H221L218 26H222V24H223V23H222L223 20H222V19L220 20V17H219V16L216 17ZM216 20H215V21H216ZM219 20H220V21H219ZM234 20H236V19H233V21H234ZM69 21L71 22V20H69ZM74 21H75V20H74ZM84 21H85V20H84ZM94 21H95V20H94ZM118 21H119V23L121 24V21H120V20H118ZM126 21H127V20H126ZM135 21H136V20H135ZM180 21H181V20H180ZM180 21H179V22H180ZM182 21H183V20H182ZM189 21H190V20H189ZM204 21H206L205 23H208V22H209L208 20H204ZM207 21H208V22H207ZM236 21H237V20H236ZM72 22H73V21H72ZM166 22H168V21L166 20ZM169 22H170V21H169ZM169 22H168V23H169ZM175 22H176V21H175ZM175 22H174V23H175ZM179 22H178V25L180 24ZM213 22H214V20H213ZM225 22L227 23V21H225ZM123 23H124V20L122 21V24H123ZM160 23H161V22H160ZM174 23H173V24H174ZM189 23H190V22H189ZM197 23H199V24L202 23V25H204V23L201 22V21H200V22L198 21ZM209 23H210V22H209ZM209 23H208V24H209ZM68 24H70V23H68ZM91 24H92V23H91ZM91 24H90V25H91ZM111 24H112V23H111ZM140 24H141V26H142V25H147L146 23H145V24L140 23ZM164 24H165V25H164ZM191 24H192V23H191ZM210 24H211V23H210ZM224 24H225V23H224ZM59 25H60V24H59ZM63 25H64V24H63ZM65 25H67V22H66ZM80 25L82 26L83 24H80ZM86 25H87V24H86ZM86 25H85V26H86ZM88 25H89V24H88ZM124 25H125V24H123V25H121V26H123V27L125 28L126 26H124ZM126 25H127V24H126ZM132 25H133V24H132ZM136 25H137V24H136ZM154 25H153V26H154ZM175 25H177V23L174 24V26H175ZM182 25H184V24H182ZM225 25H226V24H225ZM231 25L233 26V23L230 24V28H232ZM69 26H70V25H69ZM69 26H68V28H69ZM74 26H77V24H75ZM139 26H140V25H139ZM150 26H149V30L152 31L151 34H153V32H155V31H153L152 27H150ZM164 26H167V27L164 28ZM172 26H173V25H172ZM172 26H170V27H172ZM212 26H213V25H212ZM218 26H217V27H218ZM60 27H61V26H60ZM78 27H79V25H78ZM123 27H121V28H123ZM159 27H162V30L159 29ZM179 27H180V26H179ZM181 27H182V26H181ZM227 27H228V26H227ZM233 27H234V26H233ZM259 27H260V26H258V28H259ZM262 27H264V26H262ZM62 28H65V26H63ZM62 28H61V29H62ZM71 28H73V27L71 26ZM79 28H80V27H79ZM124 28H123V29H124ZM129 28H130V27H129ZM139 28H140V27H139ZM139 28H138V29H139ZM142 28H145V26H142ZM147 28H148V26H146L145 30H146ZM176 28H177V27H175V30H176ZM258 28H257V29H258ZM260 28H261V27H260ZM76 29H78V28H76ZM127 29H128V28H127ZM151 29H152V30H151ZM163 29H165V30H163ZM170 29L174 30L173 27L170 28ZM210 29H211V28H210ZM213 29H214V26H213L212 30H213ZM247 29H248V28H247ZM251 29H253V28H251ZM251 29H250L251 32H252V31H255V30H251ZM261 29H263V28H261ZM145 30H143L144 33H146V32L148 31V29H147L146 31H145ZM215 30H216V29H214V31H215ZM235 30H236V29H235ZM235 30H234V32H235ZM78 31H79V29H78ZM81 31H82V30H81ZM179 31H180V30H179ZM245 31H246V30H245ZM76 32H77V31H76ZM173 32H174V31H173ZM200 32H201V31H200ZM215 32H216V31H215ZM236 32H237V31H236ZM236 32H235V33H232L231 35H234V34H235V36H238L239 33L236 34ZM238 32H239V31H238ZM240 32H242V31H240ZM246 32H248V31H246ZM122 33H123V32H122ZM160 33H161V32H159L158 34H160ZM168 33H169V32H168ZM177 33H178V31H177ZM180 33H182V32H180ZM252 33H254V32H252ZM262 33H263V32H262ZM138 34H139V33H138ZM142 34H143V33H142ZM154 34H155V33H154ZM158 34H156V36H158ZM162 34H163V32H162ZM210 34H211V33H210ZM222 34H224V33H222ZM246 34H247V33H246ZM246 34H245V35H246ZM249 34L251 35V33H249ZM143 35H144V34H143ZM146 35H148V36H146ZM146 35H144V37H145V36H146V38L149 37V34H148V33H147ZM219 35H220V34H219ZM225 35H226V34H225ZM250 35H249V36H250ZM74 36H75V35H74ZM160 36H161V35H160ZM166 36H167V35H166ZM166 36L164 37L165 40H166V38H167ZM202 36H203V35H202ZM215 36H216V35L214 34L213 38H214ZM226 36H227V35H226ZM226 36H225V38H226ZM151 37H152V35H151ZM209 37H211V36H209ZM223 37H224V36H223ZM239 37H240V36H239ZM251 37H252V36H251ZM259 37H260V36H259ZM121 38H122V35H121ZM136 38H137V37H136ZM146 38H144V40H143V39H142V40H143L146 44H148V45H149V43H150L149 41H151V42L158 41V43H159V41H160L159 39H156V38L154 39V37H153V39H151V38L149 37V38H148L149 40L145 41ZM170 38H171V36H170ZM213 38H211V39H213ZM215 38H216V37H215ZM219 38H220V37H219ZM232 38H234V36H233ZM245 38H246V36H245ZM245 38H244V40H245ZM247 38H248V34H247ZM247 38H246V39H247ZM85 39H86V38H85ZM160 39H161V38H160ZM172 39H173V41H174L175 38H171V39H169V40H172ZM203 39H204V38H203ZM236 39H238V38H236ZM250 39H251V38H250ZM153 40H155V41H153ZM161 40L163 41L164 39H161ZM214 40L217 42L218 39H217V40L214 39ZM214 40H213V41H214ZM227 40H228V41H231V40H229V38H228ZM244 40H243V41H244ZM251 40H253V38H252ZM79 41H80V39H79ZM167 41H168V39H167ZM167 41H166V42H167ZM207 41H208V40H207ZM209 41H210V39H209ZM218 41H219V40H218ZM232 41H234V40H232ZM232 41H231V43H232ZM255 41H256V40H255ZM259 41H260V40H259ZM211 42H212V41H210L209 43H211ZM216 42H215V43H216ZM241 42H242L241 40H240V42H238V43H240L239 46H241V47H242V46L244 47V45L247 46V44H248V45L251 44V45L253 46V43H250V44H249V43L246 42L247 44H245V42H244V44L241 45ZM251 42H252V41H251ZM261 42H262V41H261ZM125 43H126V42H125ZM164 43H165V42H164ZM168 43H171V42L168 41ZM213 43H214V42H212V44H213ZM215 43H214L213 45L210 44L209 47L212 46V47H215L214 49H216V48H217V44H219V42H217V44H215ZM233 43H234V42H233ZM236 43H237V41H236ZM78 44H79V43H78ZM150 44H151V43H150ZM165 44H167V43H165ZM202 44H203V43H202ZM224 44H226V43H224ZM228 44H230V43H229V42L227 43V45H226V46H227V47H226V50H227V48H228V50H231V51H232L234 47L232 48L231 45H230L229 47L232 48V49H230V48L228 47ZM234 44H235V43H234ZM125 45H126V44H125ZM139 45H140V44H139ZM215 45H216V46H215ZM136 46H137V45H136ZM159 46H160V45H159ZM166 46H167V45H166ZM168 46H169V45H168ZM234 46H235V48H236L237 45H234ZM147 47H148V46H147ZM161 47H162V46H161ZM170 47H171V46H170ZM170 47H169V48H170ZM172 47H173V46H172ZM195 47H197V46H195ZM243 47H242V48H243ZM75 48L77 49V47H75ZM162 48H163V47H162ZM190 48H191V47H190ZM207 48H208V47H207ZM210 48H211V47H210ZM242 48H241V49H242ZM256 48H257V47H256ZM258 48H259V47H258ZM160 49H161V48H160ZM178 49H179V48H178ZM211 49H212V48H211ZM211 49H208V51L211 50ZM238 49H240V48H238ZM245 49H246V48H245ZM248 49H250V53H249V54H250V55L253 54V53H251L252 51H251V48H250L249 46H248ZM248 49H246V50H248ZM161 50H162V49H161ZM192 50H193V49H192ZM194 50H195V49H194ZM198 50H200V49H198ZM212 50H213V49H212ZM217 50L219 51V49H217ZM226 50H225V46H224V51H226ZM228 50H227V51H228ZM234 50H235V49H234ZM236 50H237V49H236ZM152 51H153V50H152ZM185 51H186V50H185ZM208 51H207V52H208ZM224 51H223V52L221 51V52L225 55L226 52L224 53ZM231 51H230V52H231ZM237 51H238V50H237ZM254 51H255V50H254ZM153 52H154V51H153ZM191 52H192V51H191ZM193 52H194V51H193ZM213 52H214V53L216 52L215 55L220 54V53H218L217 51H214V50L212 51V53H213ZM235 52H236V51H235ZM240 52H241V51H240ZM248 52H249V50H248ZM16 53H17V54H16ZM123 53H124V52H123ZM217 53H218V54H217ZM244 53L246 54V51H245ZM236 54H239V52L236 53ZM200 55H201V54H200ZM202 55H203V54H202ZM210 55H211V54H210ZM212 55H213V54H212ZM220 55H221V54H220ZM220 55H218V56H220ZM231 55H232V58H233V60L235 61V63H236V60H240V59H241V57H239V58H236V60H235V59H234L235 57H233V53H232ZM240 55H243V53L240 54ZM234 56H236V55H234ZM223 57H224V56L222 55V57H220V58L222 59ZM226 57H227V56L225 55V58H224V59H226ZM243 57H245V55H243L242 58H243ZM212 58H213V57H212ZM215 58H216V57H215ZM217 58H219V57H217ZM227 58H228V57H227ZM245 58H249V59H250V57H248V56L245 57ZM251 58H252V57H251ZM10 59H14V61H12V63H10V61H11ZM221 59H219V60H221ZM228 59H229V58H228ZM66 60H67V59H66ZM69 60H70V59H69ZM116 60H117V59H116ZM128 60H129V59H128ZM130 60H132V58H131ZM209 60H210V59H209ZM214 60H215V59H214ZM226 60H227V59H226ZM254 60H255V59H254ZM61 61H62V63H63L64 60H61ZM164 61H165V60H164ZM205 61H206V59H205ZM222 61H223V59H222ZM241 61H242V60H241ZM241 61H240V63H241ZM246 61H248V60H246ZM246 61H243V62L247 63ZM162 62H163V60H162ZM162 62H161V63H162ZM213 62H214V61H213V59H212V63H213ZM219 62H220V61H219ZM219 62H218V63H219ZM229 62H230V61H229ZM229 62H228V63H229ZM232 62H233V61H232ZM243 62H242V63H243ZM62 63L60 62V64H62ZM69 63L71 64V62H69ZM202 63H203V62H202ZM216 63H217V62H216ZM218 63H217L216 66L219 65ZM224 63H226V61H225ZM224 63L221 62L220 65L222 64L223 66H225L226 64H224ZM238 63H239V62H237V65H236V64H235V65L238 66ZM242 63H241V64H242ZM263 63H264V62H263ZM12 64H13V65H12ZM132 64H133V63H132ZM203 64H204V63H203ZM229 64H231V62H230ZM241 64H240V65H241ZM22 65H23V64H22ZM65 65H66V64H65ZM222 65H221V66H222ZM231 65H232V64H231ZM233 65H234V64H233ZM233 65H232V66H233ZM240 65H239V66H240ZM242 65H243V64H242ZM246 65H247V64H246ZM252 65H253V64H252ZM258 65H259V64H258ZM58 66H60V65H58ZM165 66H166V65H165ZM221 66H219V67H220L222 70H221L220 68H218L220 72H222L223 69L225 68V67L222 68ZM236 66H234L233 68L235 69ZM239 66H238V67H239ZM247 66H248V65H247ZM259 66H260V67H259ZM259 66H258L259 68L263 69V68H262L263 65H259ZM207 67H208V66H207ZM241 67L243 68V66H241ZM248 67H249V66H248ZM57 68H58V67H57ZM216 68H217V67H216ZM230 68H231V66H230ZM139 69H142V68H139ZM210 69H211V68H210ZM238 69H240V68H238ZM238 69L236 68V70H238ZM243 69H244V68H243ZM246 69H247V67H246ZM133 70H134V69H133ZM137 70H138V69H137ZM137 70H136V71H137ZM142 70H143V69H142ZM154 70H155V69H154ZM161 70H162V69H161ZM240 70H241V69H240ZM244 70H245V69H244ZM249 70H250V69H249ZM136 71L134 70L133 73H135ZM224 71H225V69H224ZM199 72H200V71H199ZM211 72L213 73V69L211 70ZM220 72H219V73H220ZM234 72H235V71H234ZM234 72L231 73V74H232V77H235V75H234L235 73H234ZM239 72H240L239 75L241 76L242 71H239ZM239 72H238V73H239ZM233 73H234V74H233ZM238 73L236 72V75H237ZM244 73L246 74V72H244ZM254 73H255V71H254ZM8 74L5 75V76H8ZM10 74H9V76H10ZM18 74H19V75H18ZM135 74H136V73H135ZM140 74H141V73H140V71H139V73H137L136 76H137V75L140 76ZM187 74H188V73H187ZM209 74H210V73H209ZM209 74H207V75H208V76H207L208 79H209V77L211 78V75H212V74H211V75L209 76ZM223 74L226 75V73H224V72H223ZM245 74H244V75L242 74L243 79H244V76H246ZM127 75H128V74H127ZM149 75H150V74H149ZM149 75H148V76H149ZM156 75H157V74H156ZM229 75H230V74H228L227 76H229ZM233 75H234V76H233ZM247 75H249V74L247 73ZM255 75H256V76H255ZM257 75H258V72H257V74H256V73L254 74V77L256 78ZM132 76H133V75H132ZM143 76H144V75H143ZM152 76H153V75H152ZM160 76H162V75L160 74ZM191 76H192V75H191ZM213 76H214V73H213L212 77H213ZM217 76H218L217 73H215V76H214V77H216V78H214V79H215V80H214L215 83L218 82V81H216V80H218V79H217ZM222 76H224V75H222ZM249 76H250V75H249ZM3 77H4V76H3ZM3 77H2V80H1V81H3L4 79L7 78V77H6V78L3 79ZM134 77H135V75H134ZM224 77H225V76H224ZM224 77H220V78L223 79ZM230 77H231V76H230ZM232 77H231V78H232ZM237 77H239V76H237ZM10 78H12V76H11V77H8L7 79L10 80ZM127 78H128V77H127ZM127 78H125V79L128 80ZM132 78H133V77H131V78H129V79H132ZM140 78H141V77H140ZM143 78L146 79L145 76H144ZM152 78H154V77H152ZM155 78H156V76H155ZM186 78H187V77H186ZM189 78H190V80H191V79L193 80L194 77L192 78V77L189 76ZM189 78L186 79V80H189ZM197 78H198V77H197ZM220 78H219V79H220ZM225 78H226V77H225ZM245 78H246V77H245ZM248 78H249V77H247V79H248ZM255 78H254V80H256ZM260 78H261V77L258 76V78H257V79H258V80H257L258 82H259ZM87 79H89V78H87ZM194 79H195V78H194ZM241 79H242V77H241ZM12 80H13V79H12ZM12 80H11V82H12ZM14 80H16V79L14 78ZM134 80H135V78H134ZM138 80H139V78H138ZM146 80H147V79H146ZM153 80H154V79H152V81H153ZM157 80H159V79H157ZM157 80H156V81H157ZM182 80H183V81L185 80V76L183 77ZM190 80H189L188 82H191ZM199 80H201V79H199ZM223 80H224V79H223ZM5 81H6V80H5ZM22 81H23V82H22ZM87 81H88V80H87ZM128 81H129V80H128ZM140 81H144V80L141 79ZM148 81H149V80H148ZM202 81H205V80L202 79L201 82H202ZM232 81H233L232 83H234V80H232ZM245 81H246V80H245ZM9 82H10V81H9ZM13 82H14V81H13ZM13 82H12V83H13ZM85 82H86V81H85ZM135 82H136V81H134V83H135ZM154 82H155V81H154ZM212 82H213V80H212ZM219 82H220V81H219ZM255 82H256V81H255ZM2 83H3V82H2ZM2 83H0V85H1ZM86 83H87V82H86ZM88 83H89V82H88ZM130 83H131V80H130ZM132 83H133V81H132ZM203 83H204V82H203ZM235 83H236V81H235ZM235 83H234V84H235ZM237 83H239V82H237ZM237 83H236V84H237ZM240 83H241V84H240ZM240 83H239L240 86H242V84H244V83H242V82H240ZM246 83L248 84V82H246ZM27 84H28V83H27ZM36 84H37V83H36ZM159 84H160V83H159ZM189 84H190V83H189ZM217 84H218V83H217ZM217 84H215V85H217ZM221 84H222V83H221ZM230 84H231V83H230ZM230 84H229V85H230ZM236 84L234 85L235 87H236ZM2 85H3V84H2ZM2 85H1V88H0V97H1V95H2V93H3V92L1 93V91H3V87H2ZM85 85L87 86L88 84H85ZM135 85H136V84H135ZM150 85H151V84L149 83V86H150ZM203 85H204V84H203ZM205 85H206V83H205ZM223 85H224V84H223ZM6 86H7V85H6ZM9 86H11V85H8V89H9ZM13 86H14V85H13ZM89 86H90V85H89ZM89 86H88V87H89ZM185 86H187V85H185ZM185 86H184V87H185ZM191 86H192V85H191ZM201 86H202V85H201ZM224 86L227 87L226 85H224ZM232 86H233V85H232ZM238 86H239V85L237 84L236 89L238 88ZM240 86H239V89L242 91V88H240ZM244 86H245V85H244ZM244 86H243V88H244V90H245V87H246V86H245V87H244ZM4 87H5V86H4ZM126 87H127V86H126ZM133 87H134V86H133ZM135 87H136V86H135ZM151 87H152V86H151ZM184 87H183V89H186L187 87L190 88L189 86H187L186 88H184ZM198 87H199V86H198ZM206 87H207V86H206ZM235 87H234L233 89L231 88V91H232V92H233V91L239 92L240 90L238 91V89H237V90H234ZM11 88H12V87H11ZM11 88H10V89H11ZM127 88H128V87H127ZM218 88H220V87H218ZM4 89L7 91V88H6V87H5ZM201 89H203V88H201ZM201 89H199V90H201ZM227 89H228V88H227ZM246 89H247V87H246ZM260 89H261V86H260ZM85 90H86V89H85ZM121 90L123 91V89H121ZM125 90H126V89H125ZM125 90H124V91H125ZM186 90H187V91H186V95H187V92H190V91H189V89H186ZM199 90H198V91H199ZM217 90H218V89H217ZM9 91H10V90H8V93H7V92L4 93V94H5L4 96H7V95H8V97L11 98V95L9 96V94H10ZM77 91H78V90H77ZM86 91H87V90H86ZM122 91H120V92H122ZM128 91H129V90H128ZM184 91H185V90H184ZM195 91H197V90H195ZM219 91H220V90H219ZM245 91H247V90H245ZM261 91H262V90H261ZM261 91H260V92H261ZM4 92H5V91H4ZM78 92L80 93L81 91H78ZM83 92H84V91H83ZM149 92H150V94H151L152 91H151V90H148V93H149ZM201 92H202V90H201ZM225 92H226V91H225ZM225 92H222V94L225 93ZM242 92L244 93L243 96H246V95H247V94H245L246 92H244V91H242ZM242 92H241V93H242ZM263 92H264V91H263ZM13 93H12V89H11V94H13ZM87 93H88V94L84 93V94H86V96L89 95V96H87L86 99H87V100L89 99L90 102L93 101V100H91V98H88V97H91L90 94L92 95V93H91V92H87ZM94 93H95V92H94ZM94 93H93V94H94ZM116 93H117V91H116ZM125 93H126V92H125ZM128 93H129V92H128ZM190 93H191V92H190ZM203 93H204V92H203ZM206 93H207V92H206ZM211 93L213 94V92H211ZM228 93H229V91H228ZM233 93H234V92H233ZM241 93H240V94H241ZM247 93H248V91H247ZM23 94H24V95H23ZM43 94H44V93H43ZM80 94H82V92H81ZM97 94H101V93L98 92ZM118 94H119V91H118ZM130 94H131V93H130ZM130 94H129V95H130ZM132 94H133V92H132ZM132 94L130 95L131 97L133 96ZM150 94H149V95H150ZM153 94H154V92L152 93V95H153ZM184 94H185V93H184ZM184 94L182 95V97L185 96ZM196 94H197V93H196ZM199 94H200V93H199ZM215 94H216V93H215ZM219 94H220V93H219ZM236 94H237V93H236ZM238 94H239V93H238ZM238 94H237V96H238ZM14 95H15V94H13V96H14ZM22 95H23V96H22ZM115 95H116V94H115ZM147 95H148V94H147ZM154 95H155V94H154ZM197 95H198V94H197ZM200 95H201V94H200ZM200 95H199V97H201ZM220 95H221V94H220ZM223 95H224V94H223ZM229 95H230V94H228V96H229ZM13 96H12V97H13ZM101 96H102V94H101L100 96H97V97L94 96V97L96 98L95 100H96V101H100V100H102V99H99V100L97 99L98 97L101 98ZM108 96H109V95H108ZM110 96H113V95L111 94ZM117 96H118V95H117ZM150 96H151V95H150ZM206 96H207V95H206ZM217 96H218V95H217ZM225 96H226V94H225ZM233 96H234L237 100H239V98L236 97L235 94H234ZM259 96H260V95H259ZM261 96H263V94H261ZM8 97H7V98H8ZM15 97H17V96H14V99H15ZM21 97H20V98H21ZM94 97H92V98L94 99ZM118 97H119V99L121 100V98H122L123 96H122V94H121V95H119ZM118 97H117V98H118ZM120 97H121V98H120ZM127 97L129 98V96H127ZM131 97H130V98H131ZM133 97H134V96H133ZM188 97H190L189 93H188ZM202 97H203V96H202ZM213 97H214V95H213ZM213 97H212V99H213ZM226 97H227V96H226ZM229 97H230V96H229ZM82 98H83V97H82ZM102 98H103V96H102ZM105 98H106V96H105ZM105 98H103V99H105ZM125 98H126V97H125ZM128 98H127V99H128ZM218 98H219V97H218ZM231 98H232V96H231ZM231 98H228V97H227V98H225V99H226V100L229 99L228 101L233 100V98H232V99H231ZM253 98H254V97H253ZM253 98H252V99H253ZM255 98H256V97H255ZM5 99H6V98H5ZM107 99H108V98H107ZM109 99H110V98H109ZM113 99H114V98H113ZM115 99H116V98H115ZM183 99H184V98H183ZM185 99H188V98L185 97ZM185 99H184V101H185ZM214 99H215V98H214ZM241 99H243V97H241L240 100H241ZM250 99H251V98H250ZM20 100H21V99H20ZM53 100H54V101H57V100H55V99H53ZM70 100H71V99H70ZM72 100H73V99H72ZM105 100H106V99H105ZM128 100H129V102H130V99H128ZM132 100H133V99H131V101H132ZM192 100H193V97L191 98V101H190V100H189V101L192 102ZM237 100H236V102H237ZM257 100H259V99L256 98V101H257ZM261 100H263V101H261ZM6 101H7V100H6ZM18 101H19V98H18ZM50 101H51V100H50ZM54 101H53V102H54ZM122 101H124V99H123ZM179 101H180V99H179ZM181 101H182V102H180L179 104H181V103L183 104V100H181ZM197 101H198V100L196 99L195 103H197ZM205 101H206V100H205ZM217 101H218V99H217ZM224 101H225V100H224ZM228 101H225V102H227V103H229V104H230V102H231V104H232V102H234V101H230V102H228ZM241 101H242V100H241ZM253 101H255V100H253ZM3 102H4V101H3ZM15 102H16V101H15ZM15 102H13L14 105H15ZM67 102H68V101H67ZM104 102H105V101H104ZM106 102H107V100H106ZM115 102H116V101H115ZM117 102H118V101H117ZM120 102H121V101H120ZM120 102H119V103H120ZM129 102H127V103H129ZM132 102H133V101H132ZM135 102H137L136 99H135ZM135 102H134V103H135ZM138 102H139V101H138ZM186 102H187V105H188L189 102H188V101H186ZM215 102H216V101H214V103H215ZM219 102H220V100H219ZM257 102H258V101H257ZM257 102L254 103V105H256L255 107L253 106L254 109H256L257 106H258L257 108H261V107H262V103H261V105H260L261 107L258 105L260 102H263V105H264V98H263V99H260V102H259L258 104H257ZM11 103H12V102H11ZM51 103H52V101H51ZM57 103H58V102H57ZM91 103H93V102H91ZM98 103H99V102H97V104H98ZM119 103H118V104H119ZM201 103H202V102H201ZM1 104H2V103H1ZM4 104H5V103H4ZM81 104H82V103H81ZM131 104H132V103H131ZM131 104L129 103V105H131ZM231 104H230V106H231ZM236 104H237V103H235V105H236ZM238 104H240V103H238ZM244 104H245V103H244ZM50 105H51V104H50ZM50 105H49V106H50ZM52 105H53V104H52ZM102 105H103V104L101 103V107H102ZM123 105H124V104H123ZM123 105L121 104V106H123ZM183 105H186V103H184ZM187 105H186V106H187ZM190 105H192V104L190 103ZM204 105H205V104H204ZM204 105H203V106H204ZM245 105H246V104H245ZM249 105H251V104H249ZM55 106H56V105H55ZM63 106H64V104H63ZM69 106H71V105H69ZM76 106L78 107L77 104H76L74 107H76ZM104 106H106V105H104ZM112 106H113V105H111V107H112ZM121 106H120V107H121ZM124 106H126V103H125ZM133 106H136V105H133ZM180 106H181V105H180ZM186 106H184V108H185ZM246 106H247V105H246ZM45 107H46V106H45ZM51 107H52V106H51ZM57 107H58V106H57ZM65 107H66V106H65ZM71 107H72V106H71ZM83 107H84V106H83ZM108 107H109V106H108ZM127 107H128V105H127ZM127 107H126V108H127ZM138 107H139V106H138ZM181 107H182V108H181ZM181 107H180V108L183 109V106H181ZM188 107H190V111H191L192 106H188ZM188 107H186V108H187L186 110H189ZM195 107H197V108H194V109H198V106H197V105H195ZM200 107H202V104L200 105ZM204 107H205V106H204ZM215 107H217L216 104H215ZM233 107H234V105L231 106L232 109H234ZM16 108H17V107H16ZM16 108H14V109H16ZM46 108H47V107H46ZM49 108H50V107H49ZM52 108H53V107H52ZM54 108H55V107H54ZM92 108H93V107H92ZM109 108H110V107H109ZM112 108H113V107H112ZM121 108H122V107H121ZM129 108H131V106H129L127 109L130 110ZM132 108H133V107H132ZM134 108L137 109V107H134ZM134 108H133V109H134ZM178 108H179V107H178ZM226 108H227V107H226ZM226 108H225V109H226ZM47 109H48V108H47ZM56 109H57V108H56ZM70 109H71V108H70ZM73 109H74V108H73ZM98 109H99V108H98ZM104 109H105V108H104ZM114 109H116V108H114ZM127 109H126V110H127ZM136 109L134 110L135 113H134L133 111H132V112L130 111V112L133 113V115L136 114V116H137V111H136ZM141 109H142V108H141ZM148 109H149V108H148ZM192 109H193V108H192ZM199 109H200V108H199ZM210 109H211V108H210ZM217 109H218V108H217ZM217 109H216V110H217ZM252 109H253V108H252ZM262 109H263V108H262ZM0 110H2V108H1ZM43 110H45V108H43ZM53 110H54V109H53ZM63 110H64V108H63ZM63 110H62V111H63ZM67 110H68V109H67ZM75 110H76V108H75ZM78 110H79V109H78ZM89 110L91 111V108H89ZM94 110L96 111V109H94ZM106 110H108V109H106ZM109 110H110V109H109ZM109 110H108V112H109ZM131 110H132V109H131ZM177 110H178V109H177ZM186 110H184V111H186ZM256 110H257V109H256ZM256 110H255V111H256ZM17 111H18V110H17ZM49 111H51V109H50ZM64 111H66V108H65ZM76 111H77V110H76ZM86 111H87V110H86ZM97 111H100V110H97ZM114 111H117V112H118V110H114ZM114 111L112 110L111 112H114ZM138 111L141 112L140 110H138ZM142 111H143V113H144L145 109L142 110ZM146 111H147V110H146ZM146 111H145V112H146ZM178 111H179V110H178ZM178 111H177V113H178ZM180 111H181V110H180ZM184 111H183V113H184ZM198 111H200V112H198ZM218 111H219V110H218ZM228 111H230V113H231V109L227 110V112H228ZM253 111H254V110H253ZM255 111H254V112H255ZM55 112H56V110H55ZM58 112H59V111H58ZM67 112H68V111H67ZM70 112H71V111H70ZM70 112H69V113H70ZM81 112H82V111H81ZM91 112H92V111H91ZM111 112H109V113L111 114ZM120 112H122V110H121ZM127 112H128V111H127ZM127 112L125 113V110H124V113H125L126 115H128ZM139 112H138V113H139ZM149 112H150V111H149ZM181 112H182V111H181ZM186 112H187V111H186ZM186 112H185V113H186ZM191 112H192L193 114H194L195 112L201 113V110H195V112H194V110H193V111H191ZM211 112H212V111H211ZM211 112H209L210 115H211ZM233 112H234V110H233ZM233 112H232V113H233ZM262 112L264 113L263 110H262ZM18 113H19V111H18ZM18 113H17V114H18ZM61 113H62V112H61ZM74 113H76V114L78 113L77 115L79 116V113H80V112H75V111H74ZM87 113H88V111H87ZM87 113H86V115H87ZM94 113H97V112H94ZM141 113H142V112H141ZM179 113H180V112H179ZM187 113H188V112H187ZM198 113H197V114H198ZM209 113H208V115H209ZM215 113H216V112H214V114H215ZM221 113H223V112H221ZM228 113H229V112H228ZM228 113H227V114L224 113V114L226 115V118H227L228 116L231 115V114L228 115ZM263 113H261V114H263ZM8 114H9V113H8ZM8 114H7V115H8ZM48 114H49V113H48ZM50 114H51V113H50ZM52 114H53V112H52ZM55 114H57V113H55ZM55 114H54V115H55ZM72 114H73V112L70 113L71 116H72ZM76 114H74V115H76ZM100 114H101V113H100ZM120 114H121V113H120ZM125 114H124V115L121 114V115H123V116H125V118H127L128 116L126 117ZM144 114H145V113H144ZM234 114H236V113H233V114H232L230 117H228V118H230V120H231L232 117L235 116ZM253 114H255V113H253ZM59 115H60V114H59ZM59 115H58V116H59ZM77 115H76V116H77ZM83 115H85V114H83ZM86 115H85V116H86ZM111 115H112V114H111ZM130 115H131V114H130ZM130 115H129V117L133 118V116H132V115L130 116ZM150 115H151V114L149 113V116H150ZM179 115H180V119L182 118V119H184L183 121H185V118H184V117H181V114H179ZM182 115H183V114H182ZM194 115H195V114H194ZM200 115H202V113H201ZM206 115H207V113H206ZM212 115H213V114H212ZM225 115H224V116H225ZM236 115H237V114H236ZM12 116H13V115H12ZM42 116H43V115H42ZM44 116H45V113H44ZM51 116H52V115H50V117H51ZM64 116H65V113L63 114L62 117H64ZM71 116H70V121L73 120V119H71ZM76 116H75V117H76ZM78 116H77V118H78ZM90 116H91V115H90ZM90 116H89V118H87V119H91ZM101 116H102V115H101ZM138 116L140 117V116H142V115L140 114V115H138ZM145 116H146V115H145ZM149 116L147 115V117H149ZM222 116H223V114L221 115L220 118L218 117V123L220 122L221 118L224 117V116H223V117H222ZM260 116H261V115H260ZM263 116H264V115H263ZM50 117H49L48 120H50ZM67 117H69V116H67ZM73 117H74V116H73ZM80 117H81V116H80ZM91 117H92V116H91ZM186 117H187V116H186ZM191 117H192V116H191ZM191 117L188 116L187 118H191ZM194 117H197V115H195ZM194 117H193V118H194ZM198 117H199V114H198ZM202 117H203V116H202ZM202 117L200 116V119H199L200 122H199V123H201V121H203V119H201ZM204 117H205V115H204ZM213 117H214V115H213ZM255 117H256V116H255ZM14 118H17V116H15ZM43 118H44V117H43ZM43 118H42V121H43ZM77 118H76V119H77ZM93 118H95V116H93L91 120H93ZM131 118H130V119H131ZM137 118H138V117H136V119H137ZM150 118H152V116H151ZM205 118H207V117H205ZM226 118H225V120L228 121V119H226ZM10 119H11V117H10ZM12 119H13V117H12ZM46 119H47V116H46ZM58 119H59V118H58ZM60 119H61V118H60ZM60 119H59V120H60ZM74 119H75V118H74ZM78 119H79V118H78ZM97 119H99V118L97 117ZM103 119H105V118L103 117ZM128 119H129V118H128ZM141 119H142V118H141ZM182 119H181V120H182ZM191 119H192V118H191ZM191 119H189V120H190V122L193 124L194 121L192 122ZM237 119H240V118H237ZM242 119H243V118H242ZM242 119H241V121H240L241 123H242L243 121H246L245 117H244L243 121H242ZM249 119H250V118H249ZM254 119H255V118H254ZM5 120H6V119H5ZM48 120H47V121H48ZM53 120H56V118H54ZM81 120H82V119H80L79 121L81 122ZM99 120H100V119H99ZM105 120H106V119H105ZM131 120H132V119H131ZM134 120H135V118L133 119V121H134ZM186 120H187L188 123H189V120H188V119H186ZM194 120L197 121V118H194ZM207 120H208V119H207ZM209 120H210V119H209ZM225 120L222 119V121H225ZM13 121L16 122L15 119H13ZM47 121H46V122H47ZM75 121H76V120H75ZM89 121H90V120H89ZM94 121L96 122V120H93L92 122H94ZM101 121H104V120H101ZM106 121H107V120H106ZM106 121H104V124H105ZM183 121H182V122H183ZM205 121H206V120H205ZM233 121H234V120H233ZM249 121H250V120H249ZM263 121H264V120H263ZM46 122H45L44 124L47 125ZM49 122H50V121H49ZM60 122H61V121H60ZM62 122H63V121H62ZM64 122H65V121H64ZM71 122H72V121H71ZM73 122H74V121H73ZM92 122H91V123H92ZM95 122H94V124H95V125H98V124H96ZM115 122H116V119L114 120V123H115ZM128 122H129V120L126 121L125 123H128ZM246 122H247V121H246ZM246 122H245V123H246ZM50 123H51V122H50ZM50 123H48V124H50ZM55 123H56V121H54V123H53L54 126L52 125L53 128H50L49 126L44 127V126H43V123H41V124L39 125V127L34 131V134H33L34 136H33V137H35V138H33V139H31L30 137L27 138L26 135L23 133V131L17 128L18 125L16 126L15 129H12V128H11V130L14 131V134L12 133L13 136H12V134H11V136L9 137L10 139H9L8 153H6V154H7L6 156H4L5 158L0 159V179H1V178H6L7 181H8V178H10V180H11V179H12L11 176L8 177V175H9V173L11 174V171H12V170L15 171V172L13 171L14 173L12 172L13 175L16 173L14 176H16V175H17V176L21 175V173H23V172H21V167H20L21 164H22V166H23V169H22V170H26V168H27V170H26V172H27V171H29L28 169H30V170H31V169L36 170L37 167L39 168L40 166H38V164H39V163H40V164L42 163L43 158L46 157V159H49V160H50V158H49V157H50V150H51V147L53 146L54 142H55V143L57 142L56 140H57V137H58V130H60V129H58V123H59V122L56 123L57 125H56ZM68 123H69V122H68ZM120 123H121V122H120ZM147 123H148V122H147ZM188 123H187V124H188ZM194 123L197 124V122H194ZM218 123H217V125H218ZM222 123H223V122H222ZM222 123H219V125L222 124ZM227 123H230V122L228 121ZM232 123H234V122H232ZM245 123H244V126H246V127H245L244 129L248 130L249 128H247V127L249 126V124H247V125H248V126H247V125H245ZM248 123H249V122H248ZM8 124H9V123H8ZM62 124H63V123H62ZM62 124L60 123L61 126H62ZM69 124H70V123H69ZM69 124H67V125L70 126ZM75 124H78V123L75 122ZM80 124H81V123H80ZM80 124H79V125H80ZM85 124H86V126H87V123H85ZM102 124H103V123H102ZM149 124H150V123H148V125H149ZM192 124H191V126H192ZM195 124H194V125H195ZM224 124L226 125L225 122H224ZM242 124H243V123H242ZM242 124H241V125H242ZM9 125H10V124H9ZM50 125H51V124H50ZM64 125H65V124H64ZM64 125H63V126H64ZM105 125L107 126L106 128H108L109 122H108V125H107V124H105ZM110 125H111V124H110ZM110 125H109V126H110ZM117 125H118V124H117ZM148 125H147L146 127H148ZM219 125L217 126L218 128L222 127L223 124H222L220 127H219ZM228 125H230V124H228ZM0 126H1V125H0ZM7 126H8V125H7ZM10 126H11V125H10ZM80 126L82 127V125H80ZM151 126H152V124H151ZM151 126H150V128H151ZM183 126H184V124H183ZM186 126H190V125L188 124V125H185V127H186ZM207 126H210V125L207 123ZM223 126H224V125H223ZM59 127H60V126H59ZM65 127H66V126H65ZM73 127H74V126L72 125V130L70 131V133H68V134H70V136H69V140L66 138V139L68 140L67 142H68L69 147H71L72 144L75 143V140L77 141V139H76V135H77V134H76V131L79 132V130L74 131V130H73ZM75 127H77V126H75ZM83 127H84V126H83ZM185 127H184V130H186ZM198 127H199V125H198ZM198 127H194V128H197V129H198L197 131H199V130L202 129V128L200 129V128H198ZM201 127H202V126H201ZM203 127H204V126H203ZM230 127H231V126H230ZM236 127H237V126H235V128H234V125H233V128H234V129H236ZM240 127H241V126H240ZM240 127H237V128H240ZM4 128H5V127H4ZM8 128H10V127H8ZM8 128H7V129H8ZM61 128H63V127H61ZM70 128H71V127H70ZM70 128H69V129H70ZM78 128L80 129L79 126H78ZM87 128H89V127H87ZM113 128H114V127H113ZM115 128H116V130H117V128H120V126H119V127H116V125H115ZM121 128H122V127H121ZM148 128H149V127H148ZM187 128H188V127H187ZM189 128H190V130H192L191 128H193V127H189ZM189 128H188V129H189ZM64 129H65V128H64ZM69 129H68V132H69ZM83 129H84V128H83ZM104 129H105V128H104ZM151 129H152V128H151ZM204 129H206V126L204 127ZM207 129L210 130V127H208ZM207 129H206V130H207ZM220 129H223V130L226 129V131L228 130L227 128H223V127L220 128ZM102 130H103V129H102ZM112 130H113V129H112ZM194 130H195V129H194ZM194 130H192V131H194ZM209 130H207V131H209ZM217 130H218V129H217ZM63 131H65V130H63ZM81 131H82V130H80V132H81ZM104 131H105V130H104ZM188 131H189V130H188ZM197 131H195V133H198V134H199V132L201 133V131H199V132H197ZM215 131H216V130H215ZM215 131L213 130L214 133L212 134L211 139H214V138H213V137H214V134L217 133V132H215ZM228 131H229V130H228ZM240 131H241V130H240ZM240 131H239V132H240ZM7 132H9V131H7ZM84 132H85V131H83V134H84ZM100 132H101V131H100ZM100 132H99V133H100ZM110 132H111V130H110ZM221 132L223 133L224 131H219L217 134H219V135L221 136V134H220ZM229 132H230V131H229ZM239 132H237V133H239ZM243 132H244V131L242 130L241 133L243 134ZM22 133H23V134H22ZM87 133H88V131H87ZM89 133H91V135H92V131L89 132ZM182 133H183V132H182ZM189 133H190V131H189ZM189 133H187V134L189 135ZM191 133L193 134V132H191ZM207 133H208V132H207ZM207 133H206V137H207ZM234 133H235V134H234ZM237 133H236V132H233V134H232V133L230 132V134L228 135V136H229V139H230V140L232 139V138H230L232 135H234L233 137L235 138V135H236ZM244 133H245V132H244ZM78 134H79V133H78ZM85 134H86V132H85ZM100 134H101V133H100ZM102 134H103V131H102ZM112 134H113V133H112ZM183 134H184V133H183ZM217 134H215V135H217ZM242 134H240V135H242ZM55 135H56V136H55ZM63 135H64V134H63ZM81 135H82V132H81ZM94 135H96V132H95L92 136H94ZM105 135H106V133H105ZM109 135H111V133H109ZM115 135H116V134H115ZM117 135H118V134H117ZM151 135H152V134H151ZM199 135H200V134H199ZM237 135H238V134H237ZM61 136H62V134H61ZM61 136H60V137H61ZM77 136H79V135H77ZM99 136H102V135H99ZM99 136H97V137H99ZM103 136H104V135H103ZM106 136H107V135H106ZM111 136H113V135H111ZM111 136H109V137L112 138ZM120 136H121V135H120ZM192 136H193V135H191L190 137H192ZM194 136H197V134H194ZM194 136H193V137H194ZM200 136H201V139H202V135H200ZM228 136H227V137H228ZM86 137H87V136H84L83 138H86ZM107 137H108V136H107ZM116 137H117V136H116ZM151 137H152V136H150V138H151ZM181 137L184 138V135H181ZM181 137H179V138L181 139ZM187 137H188V136H187ZM190 137H189V138H190ZM224 137H225V136H224ZM64 138H65V137H64ZM87 138H89V137H87ZM99 138H100V137H99ZM101 138H104V137H101ZM101 138H100V139H101ZM110 138H109V139H110ZM137 138H138V137H137ZM137 138H136V139H137ZM236 138L238 139L239 136H237ZM94 139H95V138H94ZM100 139H99V140H100ZM105 139H106V138H104V140L102 139L101 141H105ZM109 139H108V141H110ZM133 139H134V138H133ZM197 139H200V138L198 137ZM201 139H200V140H201ZM203 139H204V138H203ZM205 139H206V138H205ZM205 139L200 141L201 143H204V144H203L204 146L208 143V141L205 142ZM237 139H236V140H237ZM63 140H64V139H63ZM79 140H80V137H79L78 141H79ZM88 140H89V139H88ZM88 140H87V142H88ZM95 140H96V139H95ZM97 140H98V138H97ZM113 140L115 141V143H117V142H116L117 139H116V140L113 139ZM176 140H177V141H176ZM176 140H175V141H176L177 144H178V140H179V139H176ZM181 140H183V139H181ZM206 140H210V139H208V137H207ZM232 140H233V139H232ZM78 141H77V142H78ZM81 141L83 142L82 139H81ZM81 141H79V142H81ZM85 141H86V140H85ZM90 141H93V140L91 139ZM90 141H89V143H92V142H90ZM108 141H106V143H108ZM111 141H112V140H111ZM111 141L109 142V145H110V143H111V145H112V146L110 145L111 147L107 144V145L109 146V149L112 148V149H111V152L108 150V151H109V155H110V153H112V150L115 151V150H116V147H117V145H115V144H114L113 142H111ZM132 141L135 142L134 140H132ZM179 141H180V140H179ZM187 141H188V140H187ZM187 141L185 140L184 143H186ZM190 141H191V140H190ZM190 141H189V142H190ZM195 141H198V140H195ZM195 141H194V144H195ZM223 141H224V139L222 140V142H220V141H219V142H220V143H223ZM58 142H59V139H58ZM143 142H144V141H143ZM172 142H173V141H172ZM200 142H199V143H200ZM210 142H211V141H210ZM210 142H209V143H210ZM62 143H63V142H62ZM83 143H85V142H83ZM98 143H100V142H99V141H97L96 143L93 142V143H92V144H93L92 146H94V144H97V145H98ZM102 143H104V142H102ZM102 143H101V144H102ZM106 143H104V145H105ZM112 143H113V144H112ZM131 143H132V142H131ZM131 143H130V144H131ZM141 143H142V142H141ZM141 143H140V144H141ZM145 143L147 144V143H149V142H144V144H141V147L144 146V145H146ZM181 143H182V146L180 145V146H179L180 148L184 147V146H183V142H181ZM181 143H180V144H181ZM216 143H218V142H216ZM224 143H225V144H223V145H227V146H228L229 143L231 144V142L226 141V140L224 141ZM226 143H227V144H226ZM60 144H61V143H60ZM65 144H66V142H65ZM65 144H64V145H65ZM78 144L81 145V143H78ZM85 144H88V143H85ZM124 144H125V143H124ZM126 144H129V143L127 142ZM130 144H129V146H130ZM135 144H136V143H134L133 145H135ZM149 144H151V143H149ZM149 144H147V147H148V148L151 146V145L149 146ZM177 144H175V145H177ZM188 144H189V143H188ZM197 144H198V143H197ZM210 144H213V143H210ZM210 144H209V145H210ZM64 145H61V146H64ZM80 145H79V146H80ZM82 145H83V144H82ZM88 145H89V144H88ZM88 145H87V146H88ZM97 145H96V146H97ZM113 145H114L115 147H113ZM133 145H132V146H133ZM171 145H172V144H171ZM175 145H174V146H175ZM191 145H192V144H191ZM200 145H201V144H199V145H194V146H198V147H199ZM203 145H202V148L204 147ZM207 145H208V144H207ZM209 145H208V146H209ZM16 146H17V147L20 146V148L23 150L22 154H23L24 156L27 154V150H29L30 148L34 149V151L32 150V152H33V156H32V158L30 159V161H29L28 159H26V158H25V159L22 158V159H24V160H22V159H21V160L24 161V162H22V163L20 162L21 164L18 163L17 166L20 167L19 169H18V168H14V166L16 167V164H17V162H18L20 159H19V160L16 159V160H18V161L15 162V160H14L15 158H14V157H15L16 154H15V155L12 154V155H14V157L11 155V152H12V151L14 152ZM66 146H67V144H66ZM75 146H76V145H75ZM83 146H84V145H83ZM83 146H80L79 149H80L81 147L83 148ZM96 146H95V147H96ZM98 146H99V145H98ZM98 146H97V147H98ZM102 146H103V145H102ZM102 146H101V147H102ZM108 146H107V147H108ZM129 146H128V145H127V146H126V145H125V146H124V145H123V146L120 145L119 148L123 147L122 149L124 150V147H129ZM153 146H155V145L153 144ZM164 146H165V145H164ZM186 146H188V145H186ZM186 146H185L184 149H183L184 152L186 151V150H185V148H187ZM64 147H65V146H64ZM88 147H89V146H88ZM88 147H87V148H88ZM101 147H99V148H101ZM105 147H106V145H105ZM144 147H145V146H144ZM151 147H152V146H151ZM155 147H157V146H155ZM155 147H152V148H155ZM160 147H161V146H160ZM160 147H157L156 149H158V148L161 149L163 146H162L161 148H160ZM171 147H172V146H171ZM171 147H168V149H169V148H170V149L173 148V147H172V148H171ZM175 147H176V146H175ZM175 147H174V148H175ZM190 147H191V146H190ZM200 147H201V146H200ZM206 147H207V146H206ZM206 147H205V148H206ZM235 147H236V152H237V145H235ZM20 148H19V149H20ZM67 148H68V146H67ZM67 148H66V149H67ZM87 148H86V147L83 148V149H85L84 152H86V149H87ZM90 148H91V145H90ZM90 148H89V149H90ZM113 148H115V149H113ZM137 148H138V147H137ZM70 149L72 150V148H70ZM79 149H78V150H79ZM89 149H88V150H89ZM93 149H94V148H93ZM96 149H97V148H96ZM96 149H95V150H96ZM105 149H106V148H104V150H105ZM128 149H129V148H128ZM128 149L126 148L125 150L128 151ZM132 149H134V147H133ZM132 149H131V150H132ZM141 149H143V148H141ZM145 149H146V148H145ZM156 149H155V150H154V149H151L152 151H151L150 149H147L148 151H145V150H144V151L146 152L147 155H143V153H142V154H139V156H141V155H143V156H148V155H149V150H150V152H151L150 154L153 155V154H155V152L157 151ZM162 149H163V148H162ZM187 149H188V148H187ZM75 150H76V148H75ZM100 150H101V149H100ZM102 150H103V149H102ZM104 150H103V151H104ZM135 150H136V149H135ZM139 150H140V149L138 148V151H139ZM172 150H174V149H172ZM180 150H182V149H180ZM203 150H204V149H203ZM203 150H202V151H203ZM66 151L68 152L69 150L67 149ZM73 151H74V150H73ZM82 151H83V150H82ZM82 151H80V152L78 151V152H76V153H77V154L80 153V154H82L81 156H83V152H82ZM89 151H90V150H89ZM97 151H98V150H97ZM103 151H102V153H103ZM127 151H126V152H127ZM140 151H142V150H140ZM154 151H155V152H154ZM174 151H175V150H174ZM205 151H206V150H204L203 152H205ZM16 152H17V150H16ZM16 152H15V153H16ZM81 152H82V153H81ZM94 152L96 153V151H93V154H95ZM115 152H116V151H115ZM142 152H143V151H142ZM145 152H144V154H145ZM152 152H154V153H152ZM234 152H235V150H234ZM236 152H235V153H236ZM73 153H75V152H73ZM73 153H72V154H73ZM89 153H90V152H88V154H89ZM131 153H132V151H131ZM136 153H137V152H136ZM179 153H180V151H179ZM181 153H182V152H181ZM17 154H18V153H17ZM68 154H69V153H68ZM70 154H71V152H70ZM80 154H79V155H80ZM91 154H92V152H91ZM96 154H97V153H96ZM96 154H95V155H96ZM103 154H106V153H103ZM112 154L114 155V153H112ZM132 154L134 155L135 153H132ZM185 154H186V153H185ZM209 154H210V150H209ZM213 154H214V153H213ZM64 155H67V154H64ZM74 155L77 156L76 154H74ZM98 155H99L100 158H102V157L100 156V151L98 152ZM98 155H96V156L98 157ZM107 155H108V152H107ZM135 155H136V154H135ZM210 155H211V154H210ZM19 156H21V155H19ZM86 156H87V155H86ZM89 156H90V154H89L87 157L89 158ZM93 156H94V155H93ZM111 156H112V155H111ZM136 156H137V155H136ZM157 156H158V155H157ZM12 157H13V158H12ZM64 157H65V156H64ZM77 157H78V156H77ZM94 157H95V156H94ZM97 157H95L94 159H96ZM109 157H110V156H108V157L106 156L107 159H108ZM148 157L151 158L150 155H149ZM212 157H213V155H212ZM16 158H17V157H16ZM71 158H72V156H71ZM79 158H80V157H79ZM91 158H93V157L91 156ZM106 158H105V159H106ZM64 159H65V158H64ZM72 159H73V158H72ZM103 159H104V158H103ZM103 159H102V160L100 159V160L103 161ZM107 159H106V160H107ZM113 159H114V158H113ZM21 160H20V161H21ZM88 160H89V159H88ZM109 160H110V159H109ZM73 161H74V160H73ZM81 161H82V160H81ZM89 161H90V160H89ZM66 162L68 163V160H67ZM75 162H76V160H75ZM75 162H74V163H75ZM78 162H80V160H79ZM78 162H77V163H78ZM94 162H97V161L95 160ZM99 162H100V161H99ZM103 162H104V161H103ZM105 162H107V161H105ZM109 162H111V161H109ZM15 163H16V164H15ZM64 163H65V162H64ZM77 163H76V164H77ZM82 163H83V162H81V164H82ZM84 163H85V162H84ZM84 163H83V164H84ZM100 163H102V162H100ZM69 164H70V163H69ZM76 164H75V167H76ZM78 164H80V163H78ZM92 164H93V163L91 162V165H92ZM109 164H110V163H109ZM109 164L106 163V165H109ZM84 165H86V164H84ZM84 165H83V169H85V166H84ZM96 165L99 166V164H95V166H96ZM101 165H103V164H100V167H101ZM106 165H105V163H104V166H106ZM133 165H134V163H133ZM138 165H139V164H138ZM138 165H137V166H138ZM64 166H65V165H64ZM64 166H63V167H64ZM66 166H67V164H66ZM68 166H69V165H68ZM68 166H67V167H68ZM71 166L74 167V164L71 163V164H70V167H71ZM77 166H78V165H77ZM80 166H81V165H80ZM87 166H88V165H87ZM92 166L94 167V164H93ZM49 167H50V166H49ZM54 167H55V166H54ZM67 167H66V168H67ZM96 167H97V166H96ZM132 167L134 168V167H136V165H134V166H132ZM141 167H142V166H141ZM60 168H62V167H60ZM78 168H80V167L78 166ZM133 168H132V169H133ZM137 168H138V167H137ZM15 169H17V172H16ZM42 169L44 170L43 167H42ZM50 169H51V167H50ZM56 169H57V168H56ZM56 169H55V170H56ZM80 169H81V168H80ZM101 169H103V171L106 170V169L104 170V168H102V167H101ZM135 169H136V168H135ZM135 169H134V170H135ZM39 170H40V169H39ZM43 170H42V171H43ZM55 170H49V171H47V172H45V171H44V172H41L42 180L45 179L44 181H45L46 183H49V187H48L47 185H45V184H44V185H45V187H48V189L45 188V190H46V191L48 190V196L51 198V201H52L51 203H52V204L50 205L49 202H47V203L51 206V207H49V208L51 209V212L53 211V213H54L55 211L58 210L57 207H59V206H60L59 204H61V203H60V202H61V199H59V197H58V195H59V191H58V194H56V193H55V188L58 189L57 187H58L59 184H63V187H65V186H64L65 181H64V183H63V181H62V183H61V182H60V183L57 182L56 177H58V174L56 173ZM57 170H58V172H59V169H57ZM65 170H66V169H65ZM73 170H75V169H73ZM73 170H72V171H73ZM85 170H86V169H85ZM88 170H89V169H88ZM88 170H87V171H88ZM91 170L94 171L95 169L92 168ZM96 170H97V168H96ZM96 170H95V171H96ZM134 170L131 171V172H134ZM31 171H32V170H31ZM40 171H41V170H40ZM135 171H136V170H135ZM137 171H140V170L137 169ZM19 172H21V173H19ZM24 172H25V171H24ZM26 172H25V174H23V175H27ZM60 172H61V171H60ZM76 172L81 174L82 171L80 172V170L77 169ZM88 172H89V171H88ZM29 173H30V171H29ZM43 173H44V174H43ZM74 173H75V172H74ZM84 173H85V171H84ZM84 173H83L82 177H84ZM86 173H87V172H86ZM86 173H85V177H86ZM93 173H94V174H93ZM93 173H90V174H91V175H94V177H95V176H96V175H95V172H93ZM134 173H136V172H134ZM143 173H144V172H143ZM143 173L141 174V172H139V173H137V174H138V176H141V177H142ZM56 174H57V176H56ZM72 174H73V173H72ZM87 174H89V173H87ZM90 174H89V175H90ZM131 174H132V173H131ZM131 174H130L128 177H131ZM137 174H135V175H137ZM139 174H141V175H139ZM146 174H148V173H146ZM146 174H145V176L147 177ZM11 175H12V174H11ZM23 175H22V176H23ZM73 175H74V174H73ZM75 175H76V173H75ZM75 175H74V176H75ZM77 175H78V174H77ZM135 175L133 174V177H134ZM148 175H149V174H148ZM17 176H16V177H17ZM60 176H62V175H60ZM63 176H64V175H63ZM78 176H79V175H78ZM138 176H136V177L138 178ZM20 177H21V176H20ZM66 177H67V176H65V178H66ZM87 177H88V176H87ZM87 177H86V180H88ZM133 177H132V178H133ZM141 177H140V179H141L140 181L143 180ZM13 178H14V177H13ZM18 178H19V177H18ZM21 178H22V177H21ZM23 178H26V184H25V186H27V185H28V184H27V181H28V180H27V177H23ZM59 178H60V180H61V177H59ZM63 178H64V177H63ZM63 178H62V179H63ZM70 178H71V177H70ZM75 178H76V176H75ZM75 178H74V179H75ZM79 178H81V176H80ZM79 178H78V179H79ZM88 178H89L90 180H92V183H91V184H93V177L89 176ZM91 178H92V179H91ZM134 178H135V177H134ZM134 178H133V179H134ZM66 179H67V178H66ZM78 179H77V180H78ZM84 179H85V178H84ZM128 179H129V178H128ZM12 180H15V179H12ZM68 180H71V179H69V177H68ZM75 180H76V179H75ZM77 180H76V181H77ZM79 180H80V179H79ZM86 180H84V181H86ZM126 180H127V179H126ZM130 180H132V179L130 178L129 181H130ZM134 180H135V179H134ZM145 180H146V179H145ZM17 181H18V180H17ZM58 181H59V180H58ZM71 181H72V180H71ZM80 181H81V180H80ZM82 181H83V179H82ZM100 181L102 182L103 180L100 179ZM100 181H99V182H100ZM129 181H127V183H128ZM238 181H239V180H238ZM20 182H21V181H20ZM56 182H57V183H56ZM72 182L74 183V181H72ZM72 182H71V183H72ZM77 182H78V181H77ZM101 182H100V183H101ZM142 182H143V181H142ZM7 183H8V182H7ZM9 183H10V182H9ZM18 183H19V182H18ZM21 183H22V182H21ZM21 183H19V186H20V187H21ZM55 183H56V184H55ZM58 183H59V184H58ZM85 183H86V182H85ZM85 183H84V182H82V183L80 182V185L82 184V188H83L84 185H86ZM88 183H89V182L87 181V184H88ZM131 183H133V182L131 181ZM238 183H241V182H238ZM10 184H12L13 187H12V190H11V189H7V190H10V192H11L9 196H14L13 198L16 197V198L18 199V202H19L18 205L20 204L19 206H21V205L23 204V203H21V202H24V201L21 200V198H22L21 195H23V194H21V195L19 194V195H18V192L20 191V193H22V192L24 191V192H25V193H24L25 195H24L23 197H24L26 200H28L29 195H30L32 189H31L30 186L19 188L18 185L15 187V184H14V183H10ZM42 184H43V182H42ZM69 184H70V183H69ZM74 184H75V183H74ZM74 184H73V185H74ZM77 184H78V183H76V185H77ZM89 184H90V183H89ZM89 184H88V186H89ZM91 184H90V186H93V187H94V185L97 186L96 183H95L94 185H91ZM241 184H242V183H241ZM236 185H237V187H239L238 184H237V182H236ZM7 186H8V185H7ZM22 186H23V185H22ZM32 186H33V185H32ZM38 186H39V185H38ZM59 186H60V185H59ZM67 186H68V185H67ZM88 186L86 185L85 188H87ZM10 187H11V186H10ZM78 187H79V185H78ZM8 188H9V186H8ZM38 188H39V187H38ZM67 188H68V187H67ZM73 188H75V187L73 186ZM73 188H72V189H73ZM76 188H77V187H76ZM76 188H75V189H76ZM80 188H81V186H80ZM80 188H79V189H80ZM82 188H81L80 190H82ZM85 188H84V189H85ZM88 188H89V187H88ZM94 188H95V187H94ZM65 189H66V188H65ZM65 189H62V190L65 191ZM70 189H71V188H70ZM75 189H74V190H75ZM89 189H90V188H89ZM92 189H93V188H91V191H93ZM132 189H133V188H131V191H132ZM238 189H239V188H238ZM7 190L5 191V193H7ZM36 190H38V189H36ZM74 190H73V191H74ZM80 190H78V191H80ZM95 190H96V188L94 189V191H95ZM133 190H135V189H133ZM34 191H35V190H34ZM39 191H41V190H39ZM43 191H44V189H43ZM68 191H69V190H68ZM73 191H71V192L69 191V194L72 193L71 195L73 196L75 191H76V193L78 194L77 189H76L74 192H73ZM87 191L90 192L89 190L85 189V192H87ZM32 192H33V191H32ZM56 192H57V191H56ZM85 192H83V194H84ZM134 192H135V191H134ZM134 192H133V193H134ZM263 192H264V191H262V194H263ZM60 193H61V191H60ZM67 193H68V192H67ZM133 193H131V196H130V197L134 196V197L136 198L137 195H136V196H135V194L132 195ZM139 193H140V192H139ZM142 193H144V192H142ZM150 193H151V192H150ZM0 194L2 195L3 193H0ZM8 194H9V193H8ZM8 194H3V195H8ZM39 194H40V193H39ZM65 194H66V193H65ZM77 194H76V195H77ZM86 194H87V193H86ZM86 194H85V195H86ZM89 194H90V193H89ZM136 194H137V193H136ZM146 194H147V193H144L143 195H146ZM61 195H64V194L61 193ZM87 195H88V194H87ZM39 196H40V195H39ZM65 196H66V195H65ZM88 196H89V195H88ZM139 196H140V195L138 194V197H139ZM1 197H2V196H1ZM1 197H0V199H1ZM41 197H42V196H41ZM61 197H62V196H61ZM63 197H64V196H63ZM74 197H75V196H74ZM140 197L142 198V195H141ZM151 197H152V196H151ZM151 197H149V198L151 199ZM5 198H6V197L3 198V200H5L4 202L7 201V202H9V203L11 202V204H13V201H10L9 199L7 200V199H5ZM7 198H8V197H7ZM16 198H15V199H16ZM24 198H23V199H24ZM43 198H46V196H45V197H42V200L44 201ZM65 198H66V197H65ZM135 198H133L132 200L136 201ZM40 199H41V198H40ZM11 200H12V199H11ZM20 200H21V201H20ZM35 200H36V199H35ZM132 200L130 199V202H131ZM146 200H147V201H146ZM15 201H16V200H15ZM29 201H31V200H29ZM46 201H47V200H46ZM62 201L64 202L63 199H62ZM150 201H151V200H149V202H150ZM7 202H6V203H7ZM16 202H17V201H16ZM16 202H14L15 205L17 204ZM32 202H35V201H34V197H33V201H31V203H32ZM37 202H38V201H37ZM37 202H36V204H37ZM41 202H42V201H41ZM41 202H40L39 205H42V208H43V209L47 206L46 209L48 210V206H49V205L47 204L46 206H43V204H45L46 202H45V203L43 202V204H41ZM63 202H62V204H63ZM146 202H148V199H147V198L145 199V202H144L145 205H146ZM0 203H1V202H0ZM6 203H5V204H6ZM24 203H26V202H24ZM38 203H39V202H38ZM98 203H99V202H98ZM133 203H134V202H133ZM136 203H137V202H136ZM136 203H134V204L136 205ZM151 203H152V202H151ZM151 203H149V204H151ZM3 204H4V203H3ZM11 204H8V205L6 204V205H7V206H10ZM94 204H97V203H94ZM101 204H102V203H101ZM130 204H131V203H130ZM134 204H133V205H134ZM137 204H138V203H137ZM139 204L142 206V205H143V202H142V204L139 202ZM261 204H262V203H261ZM18 205H16V206H18ZM24 205H25V204H24ZM24 205H22V206H24ZM32 205H33V204H32ZM34 205H35V204H34ZM98 205H99V204H98ZM131 205H132V204H131ZM263 205H264V204H263ZM13 206H14V205H13ZM19 206H18L17 210H15V211H17V212L19 213V215H20L22 212L19 211ZM25 206H26V205H25ZM62 206H63V205H62ZM102 206H103V205H102ZM102 206H101V207H102ZM150 206H152V204H151ZM88 207H89V206H88ZM91 207H92V206L90 205L89 211L91 210ZM93 207L96 208V205H94ZM99 207H100V206H99ZM132 207L135 208L134 206H132ZM1 208H2V207H1ZM3 208H5V209L9 208V209H10V207H7V208H6V207H3ZM14 208H16V207H14ZM23 208H25V207H23ZM95 208H93V211L95 210ZM97 208H98V207H97ZM97 208H96V210H97ZM133 208H132V209H133ZM5 209H4V210H5ZM9 209H8V210H9ZM50 209H49V210H50ZM98 209H99V208H98ZM147 209H149V208L147 207ZM1 210H2V209H1ZM22 210H23V209H22ZM22 210H21V211H22ZM41 210H42V209H41ZM44 210H45V209H44ZM99 210H100V209H99ZM136 210H137V213L140 212V210H138V208H137ZM143 210H145V211L147 212L146 209H142V208H141V211H142V212H143ZM151 210H153V209L150 208L149 211H151ZM5 211H7V210H5ZM5 211H4V212H5ZM10 211H11V210H9L8 212H10ZM13 211H14V210H13ZM93 211H92V212H93ZM97 211H98V210H97ZM97 211H96V212H97ZM149 211H148V213H147L148 215H149ZM159 211H160V210H159ZM162 211H164V209L161 210V212H159V213H161V214L163 213V214H164L165 212H162ZM17 212H15V213L17 214ZM42 212H43V211H42ZM133 212H136V211L133 210ZM133 212H132V213H133ZM146 212H145L144 214L147 216ZM153 212H155V211H153ZM44 213H45V212H44ZM48 213H49V212H48ZM56 213H57V212H56ZM90 213H91V211H90ZM93 213H95V212H93ZM99 213H100V212H97V213H95V214H96L97 216H99V215H98ZM151 213H152V212H151ZM157 213H158V212H157ZM157 213H156L155 216H157ZM2 214H3V212H2ZM42 214H43V213H42ZM95 214H94V215L92 214V215L95 216V217H97ZM133 214H134V213H133ZM154 214H155V213H154ZM161 214H160V215H161ZM4 215H5V213H4ZM6 215H7V216H6ZM6 215H5V216H6L7 219H8V213H7ZM88 215H89V213H88ZM131 215H132V214H131ZM131 215H130V216H131ZM158 215H159V214H158ZM164 215H165V214H164ZM166 215H167V214H166ZM0 216H1V214H0ZM17 216H18V215H17ZM17 216H16V217H17ZM20 216H22V215H20ZM1 217H2V216H1ZM1 217H0V218H1ZM13 217H14V215H13ZM13 217H12V218H13ZM16 217H14V218H16ZM22 217H23V216H22ZM24 217H25V215H24ZM158 217H159V216H158ZM158 217H157V218H158ZM161 217H162V216H161ZM161 217H159V219H160ZM166 217H167V216H166ZM14 218H13V219H14ZM87 218H89V216H87ZM97 218H98V217H97ZM97 218H94V219H97ZM176 218H177V217H176ZM5 219H6V218H5ZM5 219H4V220H5ZM20 219H21V217H19V219H18L17 221H18L19 224H21V226H22V223H21L22 221H20ZM166 219H167V218H166ZM204 219H205V218H204ZM211 219H212V218H211ZM224 219H225V218H222V220H224ZM1 220H2V218H1ZM22 220H23V219H22ZM24 220H25V219H24ZM31 220H32V219H31ZM92 220H93V219H92ZM167 220H168V219H167ZM252 220H254V219H252ZM2 221H3V220H2ZM42 221H44V220H42ZM45 221H46V220H45ZM90 221H91V220H90ZM128 221H129V220H128ZM162 221H164V220H162ZM219 221H220V220H219ZM224 221H225V220H224ZM228 221H230V218H229ZM231 221H234V220H231ZM4 222H5V221H4ZM4 222H3V224H4ZM25 222H26V221H25ZM29 222H30V225H32V223H34L33 221L31 222L30 220H29ZM91 222H92V221H91ZM153 222H154V221H153ZM164 222H165V221H164ZM215 222H216V221H215ZM222 222H223V221H221V224H222V226H223L224 224H223ZM6 223H7V222H6ZM15 223H16V222H15ZM27 223H28V221H27ZM27 223H26V224H27ZM37 223H38V222H37ZM37 223L33 224V225H35L34 230H33V231H35V232H37L36 229L38 228ZM149 223H150V222H149ZM156 223H157V222H156ZM172 223H173V222H172ZM230 223H231V222H230ZM232 223H233V222H232ZM251 223H252V222H251ZM19 224H18V225H19ZM24 224H25V223L23 222V225H24ZM38 224H39V223H38ZM213 224H214V223H213ZM213 224H212V225H213ZM216 224H217V222H216ZM225 224H227V221L225 222ZM16 225H17V224H16ZM18 225H17V226H18ZM30 225H29V226H30ZM229 225H232V224H228V226H229ZM241 225H242V224H241ZM6 226H7V225H6ZM19 226H20V225H19ZM24 226H25V225H24ZM158 226H159V225H158ZM225 226H226V225L223 226L224 229L226 228ZM14 227H15V226L12 225V228H13V229H15ZM26 227H27V229H28V226H26ZM163 227H164V226H163ZM212 227H214V226H212ZM16 228H17V227H16ZM22 228H23V227H21V231L25 229V228H23V229H22ZM32 228H33V227L31 226V229H32ZM159 228H160V227H159ZM219 228H220V227H219ZM10 229H11V226H10V228H9L8 230H10ZM27 229H26V230H27ZM161 229H162V228H160V230H161ZM185 229H186V228H185ZM210 229H211V228H210ZM8 230H7V234H8ZM220 230H221V228H220ZM220 230L218 229V230L216 231L217 234L214 233L215 235L218 236V238H219V237L221 238V236L218 235V234H220V232H221ZM194 231H195V230H194ZM207 231H208V229H207ZM11 232L13 233V230H11ZM161 232H163V231L161 230ZM22 233H23V234H22V236H23L22 241H25V240H24V237H25L24 234H26V233H25V231H24V232L22 231ZM237 233H238V232H237ZM237 233H236V235H237ZM5 234H6V233H5ZM7 234H6V235H7ZM9 234H10V231H9ZM28 234H30V233H28ZM148 235H149V234H148ZM190 235H191V234H190ZM236 235H234V236H236ZM10 236H11V235H10ZM217 236H215V237H217ZM229 237H230V236H229ZM253 237H254V236H253ZM7 238H8V237H7ZM218 238H217V239H218ZM233 238H234V237H233ZM236 238H238V236L235 237L234 239H236ZM254 238H256V236H255ZM261 238H263V237H261ZM20 239H21V238H20ZM208 239H209V238H208ZM212 239H214V238H212ZM222 239H223V237H222ZM228 239H229V238H228ZM257 239H258V238H257ZM259 239H260V238H259ZM153 240H154V239H153ZM210 240H211V239H210ZM238 240H241V239H238ZM255 240H256V239H255ZM260 240H262V239H260ZM7 241H10V240L8 239ZM22 241H21V242H22ZM35 241H37V240H35ZM184 241H185V240H184ZM184 241H183V244L185 245L186 242H184ZM214 241H215V240H214ZM214 241H213V243H214ZM5 242H6V241H5ZM21 242L19 243V244H20V245H19V248L15 249V250H17V251H14V252H13V255L10 254V256L12 255V257H14V259H16V260H15L16 263H17V261H18V262H21V261H22V260H21V259L23 258L22 256L25 254V251H26V250H24V247H25V246L23 245V242H22V243H21ZM26 242H27V240H26L24 243H26ZM151 242H152V241H151ZM237 242H238V241H236L235 243L237 244ZM253 242H255V241L253 240ZM7 243H8V242H7ZM152 243H154V242H152ZM152 243H151V244H152ZM155 243H156V244L158 243V245H156V246L154 245V247L158 248V246H161V245L159 244V242L156 241ZM181 243H182V242H181ZM181 243H180V244H181ZM226 243H227V242H226ZM231 243H233V242L231 241ZM238 243H241V242L239 241ZM164 244H166V243H163L162 246H164ZM216 244H217V243H216ZM236 244H235V245H236ZM171 245H173V243H172ZM230 245H231L232 247H230ZM230 245L227 246V247L232 249V248L234 247V246H233L234 243H233V245H232V244H230ZM238 245L240 246V244H238ZM249 245H250V243H249ZM151 246H152V245H151ZM165 246H167V245H165ZM173 246L175 247V245H173ZM173 246H172V247H173ZM239 246H238V248H239ZM250 246H251V245H250ZM143 247H144V246H143ZM167 247H168V246H167ZM172 247H171V248H172ZM174 247H173V248H174ZM178 247L180 248V245H179ZM187 247H188V244H187ZM227 247H226V248H227ZM241 247H242V249H243V247H245V246H244V245L242 246V243H241ZM251 247H253V246H251ZM251 247H250V248H249V247L247 248V246H246L245 248H247V249H249V250L251 251V250H252ZM25 248H26V247H25ZM38 248H39V247H38ZM111 248H112V247H111ZM144 248H145V247H144ZM194 248H197V250H198V247H194ZM214 248H215V247H214ZM220 248H221V247H220ZM220 248H219V249H220ZM228 248H227V249H228ZM234 248H235V247H234ZM254 248H256V247H254ZM254 248H253V249H254ZM257 248H258V247H257ZM257 248H256V249H257ZM6 249H8V248H5V250H6ZM39 249H40V248H39ZM146 249H147V250H146ZM146 249H144V251H143V250H141V251H142L143 253H145V251H148V249H150V248H149V247L147 248V246H146ZM153 249H154V251L156 250L155 248H153ZM158 249H159V248H158ZM174 249H176V247H175ZM182 249H183V248H182ZM188 249H189V247H188ZM192 249H193V248H192ZM203 249H204V248H203ZM203 249H202V250H203ZM231 249H230V251H227V252H229V253L232 252ZM256 249H255V250H256ZM161 250H162V249H161ZM163 250H165V249H163ZM178 250H179V249H178ZM193 250H194V249H193ZM216 250H217V249H216ZM216 250H215V251H216ZM220 250H223V249H220ZM224 250H225V249H224ZM224 250H223L222 252H224ZM233 250H234V249H233ZM258 250H259V249H258ZM7 251H8V250H6V251H5V254L3 255L4 258H5V255L7 254ZM39 251L41 252V255H42V252H43L44 250L41 249V250H39ZM151 251H152V253L154 252L153 250H151ZM194 251H195V250H194ZM203 251L205 252V250H203ZM237 251H238V254H239V253H243V255H240L241 258H242V256H244V255L246 254V252H249V251L247 250V251L244 253V252H242V251L240 250V248H239V250L237 249ZM240 251H241V252H240ZM244 251H245V250H244ZM253 251H254V250H253ZM16 252H18V253H16ZM142 252H140V254H141ZM173 252H174V250H173ZM179 252H180V251H179ZM195 252H198V251H195ZM206 252H208V251H206ZM209 252H211V251H209ZM219 252L222 253L221 251H219ZM254 252H255V251H254ZM254 252L251 251L250 253L253 254ZM257 252L259 253V251H257ZM3 253H4V252H3ZM8 253H9V252H8ZM14 253H16V254H14ZM37 253H39V252H37ZM47 253H48V252H47ZM148 253H149V251L146 252L145 254H148ZM159 253H162V252L160 251ZM159 253H158V254H159ZM164 253H165V252H164ZM220 253H219V254H220ZM225 253H226V252H225ZM225 253H222V254H225ZM229 253L225 254V256H226V255L229 256V255H228ZM250 253H247V254H250ZM17 254H18V255H17ZM39 254H40V253H39ZM154 254H156V253H154ZM176 254H178V253H176ZM195 254H197V253H195ZM195 254H194V255H195ZM230 254H231V253H230ZM232 254H233V253H232ZM232 254H231V255H232ZM236 254H237V253H236ZM255 254H256V253H255ZM0 255H1V251H0ZM8 255H9V254H8ZM8 255H6V257H7ZM14 255L17 256V258H15ZM161 255H163V254H161ZM208 255H209V254H208ZM208 255H206V256H208ZM210 255H211V254H210ZM210 255H209V258H211ZM10 256H8V258H9V260H10V263L7 261V262H8L7 264H12V262H15L14 260L10 259V258H11ZM126 256H127V255H126ZM146 256H147V255H146ZM152 256H153V255H152ZM155 256H156V255H155ZM165 256H166V254H165ZM191 256H192V255H191ZM222 256L224 257V255H222ZM227 256H226V257H227ZM235 256H236V255H232L233 259H234ZM247 256H248V255H247ZM247 256L245 255L244 258H246ZM258 256H259V254L257 255V257H258ZM153 257H154V256H153ZM159 257L161 258L160 255H159ZM216 257L219 258L218 256H216ZM232 257L230 256V258H229V264H230V262H231L230 260L232 259ZM238 257H239V256H238ZM252 257H254V258H252ZM252 257H251V259H253L254 262H255V261H256V259H255V255H252ZM49 258H50V257H49ZM155 258H156V257H155ZM175 258H176V255H175ZM175 258H174V259H175ZM201 258H202V257H201ZM213 258H215V257H213ZM227 258H228V257H227ZM227 258H224V259H227ZM236 258H237V256H236ZM236 258H235V259H236ZM241 258L239 257V259H241ZM2 259H3V258H2ZM2 259H0V263H1V264H6V261H5V263H4V262L2 261ZM23 259H24V258H23ZM47 259H48V258H47ZM141 259H144V258H141ZM188 259H189V258H188ZM197 259L199 260V257H198ZM237 259H238V258H237ZM239 259H238V260H239ZM242 259H243V258H242ZM251 259H250V262H249L250 264H251ZM259 259H260V258H259ZM5 260H7V259L5 258ZM19 260H21V261H19ZM48 260H49V259H48ZM162 260H164V259H162ZM192 260H193L194 262L197 261V260H194V259L191 258V261H192ZM206 260H208V258H207ZM213 260H215V259H213ZM227 260H228V259H227ZM238 260H237V261H238ZM114 261H115V260H114ZM146 261H147V260H146ZM146 261H145V262H146ZM153 261H156V260L153 259ZM164 261H165V260H164ZM167 261H168V260H167ZM191 261H190V262H191ZM199 261H201V259H200ZM204 261H205V260H204ZM215 261H216V260H215ZM217 261H220V260H217ZM240 261H242V260H240ZM240 261H239V263H240ZM257 261H258V260H257ZM257 261H256V262H257ZM139 262H142V264H143V260H142V261L139 260ZM156 262H157V261H156ZM168 262H170V261H168ZM201 262H202V261H201ZM205 262H208V261H205ZM223 262H224V261H223ZM227 262H228V261H227ZM232 262H233V261H232ZM232 262H231V264H232ZM252 262H253V261H252ZM198 263H199V262H198ZM219 263H220V262H219ZM237 263H238V262H237ZM241 263L243 264V263H245V261H242ZM249 263H248V264H249ZM13 264H14V263H13ZM17 264H18V263H17ZM20 264H22V262H21ZM115 264H116V263H115ZM119 264H120V263H119ZM137 264H138V262H137ZM140 264H141V263H140ZM199 264H200V263H199ZM201 264H203V262H202ZM206 264H209V262L206 263ZM214 264H215V263H214ZM253 264H254V263H253Z\"/></svg>",
    "mask_w": 264,
    "mask_h": 264
}]
</instances>
